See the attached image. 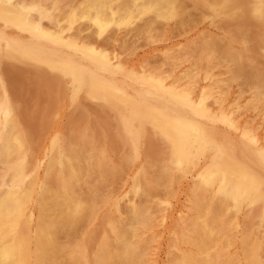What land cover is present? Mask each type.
<instances>
[{"label":"bare ground","instance_id":"bare-ground-1","mask_svg":"<svg viewBox=\"0 0 264 264\" xmlns=\"http://www.w3.org/2000/svg\"><path fill=\"white\" fill-rule=\"evenodd\" d=\"M19 1V0H18ZM17 1V2H18ZM34 1V0H33ZM41 4H50V7L57 8L58 3L61 2L60 0H37ZM64 1V0H63ZM62 1V3H63ZM214 1V0H212ZM224 1V0H223ZM251 1V0H250ZM20 2V1H19ZM29 2V1H28ZM31 2V1H30ZM37 2V3H38ZM69 4L61 8L60 10V17H62L61 21L66 23L65 29L73 30L75 32H79L84 29L85 26L88 24L92 25L93 31L99 35H104L108 31H112L114 28L115 23H119L122 26H129L132 25H139V28L136 30L138 36L147 34L148 32L158 31L160 24L171 23L176 20V18L183 14V9L181 4L177 0H71L68 1ZM217 2V1H216ZM242 2V0H241ZM253 2V1H252ZM21 3V2H20ZM215 3V2H214ZM220 3V2H219ZM15 4V3H13ZM22 4V3H21ZM32 4V3H30ZM64 4V3H63ZM218 4V3H217ZM238 4V3H237ZM255 4V3H253ZM26 5V4H25ZM229 5V4H228ZM227 5V6H228ZM241 5V3H240ZM217 6V5H216ZM234 6V5H232ZM245 6V5H244ZM258 6V5H257ZM62 7V6H61ZM240 7V6H238ZM48 8V7H47ZM191 8V7H190ZM194 10L196 7H193ZM231 7H228V9ZM245 8V7H244ZM257 8V7H256ZM25 10H29L28 8H23ZM49 9V8H48ZM59 9V8H57ZM199 9V8H198ZM196 9V10H198ZM220 9V8H219ZM227 9V10H228ZM253 9V8H252ZM251 9V10H252ZM7 10V9H5ZM203 10V9H202ZM250 10V9H249ZM248 10V11H249ZM250 10V12H251ZM53 11V10H52ZM51 11V12H52ZM55 14L57 13V10L55 9ZM225 11V10H224ZM9 12V11H8ZM11 12V11H10ZM59 12V11H58ZM186 12V11H185ZM197 12V11H195ZM256 12V11H255ZM188 13V11H187ZM240 13V12H239ZM2 14V13H1ZM54 14V13H53ZM191 14V13H190ZM204 14V13H203ZM206 14V13H205ZM204 14V15H205ZM211 14V13H210ZM237 14V13H236ZM189 15V14H187ZM198 15V14H197ZM203 15V16H204ZM217 15V14H215ZM232 15V14H231ZM248 15V14H247ZM49 16V15H48ZM183 16V15H182ZM195 16V15H194ZM201 16V14H200ZM210 16V15H207ZM227 17V14L225 15ZM229 16V15H228ZM249 16V15H248ZM181 17V16H180ZM185 17V16H184ZM199 17V15H198ZM206 17V15H205ZM240 17V16H239ZM238 17V18H239ZM244 17V16H243ZM247 16H245L246 19ZM250 17V16H249ZM191 18V17H190ZM196 18V17H194ZM208 18V17H207ZM237 18V17H236ZM242 16L239 18L241 19ZM252 18V17H251ZM37 19V17H36ZM183 19V17L181 18ZM235 22V18H233ZM0 20L5 22L6 24L11 25L12 28H15L18 32L22 33L23 36L28 35L30 39L33 40L35 45H38L41 50H44L47 46V44H52L56 47H59L60 49L63 47L67 51L79 53L81 54L82 59H84L87 63V65H78L79 63L76 62V60L69 58L66 62L58 64L56 66L51 67V71L59 73V74H66L67 76H70L71 81H73V84L80 85L86 88L87 92L91 96L96 97H105L108 98L113 104H121L124 108L129 109V113L127 116L121 121V127L123 129V132L127 136H136L135 131V124H139L141 126L144 125H150L152 126L158 133L161 135V137L165 140L167 144V148L170 153V158H168V163L162 166H157L158 169L155 168V172H153V179L156 181L159 185L165 186L166 189L164 191V196L167 197V203L165 205L160 204L162 212L165 210L169 205H173L176 207H180L182 209H187L191 215L187 216L186 219L183 218V216L178 217L181 218L179 222V229L175 232L173 237L170 240L172 253L175 256L174 264H235L233 260L228 255V250L234 246V239H232L230 233H231V224L228 216V210L232 206H236L239 204H244L248 201L254 200L255 202L262 201L263 193L258 188L259 183V176L253 175L246 166L244 167L241 164L235 163L231 160L230 156L225 153V149L222 147H218L215 149L216 152H219L221 156H218L216 158L212 159V155H208V152L210 151L211 147L214 148V145L216 146V140L213 139V129H207V127L198 126L192 121H190V118L186 119H180L178 117H175L169 113L171 107L174 108L175 105L177 107L183 105V94L188 93H195L201 86V83L198 81L200 72H199V66L200 61L202 59L210 60L209 62L212 64L211 59L214 52L216 51L214 49L215 42L213 43L212 40L206 39V41L202 44V46L197 50V53H188L185 52L180 56H174L169 57L166 61L169 64L170 69L163 71V74L158 75L159 80L152 83V76L155 77V72L151 73L150 77H146L145 81L143 82L144 86L148 89H152L156 94L161 95V98L164 100L161 105L160 102H152L151 96L147 94V91H143L142 94L138 97L139 99L133 100L127 97L125 93V88L121 84H118L117 82L110 80V77H115L118 74H120L122 71L118 68H110L106 66V62L102 57L97 56V54H93L92 52L85 50L81 48L80 45H78L75 42H69L66 40L64 33L59 32L58 34L51 35L47 33L42 28L34 26L32 23L18 18L11 14H6L2 17H0ZM38 20V19H37ZM56 20V19H55ZM180 20V19H179ZM187 20V19H186ZM194 20V19H193ZM201 20V18H200ZM218 20V19H217ZM244 20V19H243ZM60 21V20H59ZM241 21V20H240ZM2 22V23H3ZM55 22V21H54ZM176 22V21H175ZM174 22V23H175ZM184 22V20H183ZM182 22V23H183ZM189 22V21H188ZM216 22V21H215ZM219 24V21H217ZM216 22V23H217ZM173 23V24H174ZM179 23V22H178ZM185 23V22H184ZM229 23V22H228ZM238 23V22H237ZM242 23V22H241ZM44 24V23H43ZM54 24V23H53ZM186 24V23H185ZM224 24V23H222ZM234 24V23H233ZM243 24V23H242ZM1 25V24H0ZM45 27L47 25L45 21ZM183 25V24H180ZM246 25V24H245ZM2 26V25H1ZM8 26V25H6ZM90 26V25H89ZM188 26V25H187ZM60 27V26H59ZM136 27V26H134ZM133 27V28H134ZM138 27V26H137ZM136 27V28H137ZM199 27V26H198ZM203 27V26H202ZM217 27V25H216ZM233 27V26H232ZM239 27V26H237ZM244 27V26H242ZM263 27V26H262ZM5 28V27H3ZM62 28V27H61ZM126 29V31L129 32V29ZM132 28V27H131ZM135 28V29H136ZM201 28V27H200ZM264 28V27H263ZM58 29V28H57ZM168 29V28H167ZM172 29V27L170 28ZM184 29V28H183ZM218 29V27H217ZM216 29V30H217ZM230 29V28H229ZM55 30V29H54ZM132 30V29H131ZM212 30V29H211ZM220 32V29H218ZM251 30V29H249ZM247 29V33L249 31ZM262 30V29H261ZM2 31V30H1ZM15 31V30H14ZM14 31H11L15 33ZM87 31V29H86ZM117 31V30H116ZM167 31V30H166ZM175 31V29H174ZM190 31V30H188ZM213 31V30H212ZM223 31H225L223 29ZM223 31L221 33H223ZM10 32V35H11ZM74 32V33H75ZM128 32H126L128 34ZM173 33V31H171ZM176 32V31H175ZM208 32V31H207ZM241 32L243 33L242 29ZM55 33V31H54ZM86 33V32H85ZM134 34L135 31H132ZM131 33V34H132ZM155 33V32H154ZM168 33V32H167ZM171 33V34H172ZM181 33V32H180ZM179 33V34H180ZM183 33V32H182ZM187 33V32H186ZM192 33V32H191ZM204 33V32H203ZM200 34V35H203ZM241 33V34H242ZM256 33V32H255ZM9 34V33H8ZM72 34V33H71ZM70 34V35H71ZM78 34V33H77ZM109 34V33H108ZM108 34L104 35L107 36ZM121 34V33H120ZM161 34V33H160ZM166 34V33H164ZM169 34V33H168ZM193 34V33H192ZM211 34V31H210ZM220 34V33H219ZM237 34V33H236ZM246 34V33H243ZM81 35V34H80ZM88 35V34H87ZM117 35V33H116ZM125 35V34H124ZM130 35V34H129ZM150 35V33H149ZM150 35V36H151ZM155 35V34H154ZM158 36V34L156 33ZM181 35V34H180ZM184 35V34H183ZM187 35V34H186ZM214 35V34H213ZM216 35V34H215ZM15 36V35H14ZM13 36V37H14ZM18 36V35H17ZM78 36V35H77ZM162 36V35H161ZM189 36V33H188ZM212 36V35H211ZM233 36V35H232ZM9 37V36H8ZM11 37V38H13ZM67 37V35H66ZM90 37V36H88ZM100 37V36H99ZM108 37V36H107ZM112 37V36H111ZM134 37V36H133ZM148 37V36H147ZM176 37V34H175ZM190 37V36H189ZM205 37V36H204ZM209 37V35H208ZM217 37V36H216ZM219 37V36H218ZM222 37V36H221ZM227 37V36H226ZM239 37V35H238ZM244 37V36H243ZM251 37V36H250ZM7 38V37H6ZM9 37L8 40H11ZM15 38V37H14ZM17 38V37H16ZM75 38V36H74ZM73 38V39H74ZM131 38V37H130ZM144 38V36H143ZM162 39V37H160ZM172 38V36H171ZM179 38V36H178ZM182 38V37H181ZM180 38V41H181ZM184 38V37H183ZM182 38V39H183ZM201 38V37H200ZM203 38V37H202ZM231 38V37H230ZM234 38V37H233ZM84 39V38H83ZM92 39V38H91ZM95 39V37H94ZM116 38H114L115 40ZM137 39V37H136ZM140 39V38H139ZM152 39V38H151ZM154 39V38H153ZM157 39V38H156ZM166 39V38H165ZM187 39V38H186ZM190 39V38H189ZM188 39V40H189ZM215 39V37H214ZM229 39V38H227ZM237 39V38H236ZM244 39V38H243ZM16 40V39H15ZM23 40V39H22ZM87 40V39H86ZM110 40V39H108ZM130 40V39H129ZM145 40V39H144ZM150 40V39H149ZM164 41V39H162ZM173 40V39H172ZM192 40V38L190 39ZM199 40V38H198ZM224 40V39H223ZM240 40V39H239ZM247 40V39H246ZM245 40V41H246ZM21 41V40H20ZM118 41V40H117ZM125 41V40H124ZM128 41V40H127ZM154 41V40H153ZM161 41V40H160ZM176 41V40H175ZM201 41V40H200ZM221 41V40H220ZM243 41V40H242ZM244 41V42H245ZM22 42V41H21ZM92 42V40H91ZM102 42H104L102 40ZM114 42V41H113ZM122 42V41H121ZM126 42V41H125ZM155 42V41H154ZM168 43V41H166ZM173 42V41H172ZM225 42V41H224ZM222 42V43H224ZM231 42V41H230ZM240 42V41H239ZM237 41V43H239ZM249 42V41H248ZM251 42V40H250ZM97 43V42H96ZM94 42V44H96ZM99 43V42H98ZM115 43V42H114ZM120 44L119 42H117ZM140 43V42H139ZM149 43V42H148ZM151 43V42H150ZM176 43V42H174ZM179 43V41L177 42ZM88 44V42H87ZM107 44V43H106ZM144 44V43H143ZM226 44V43H225ZM224 44V45H225ZM232 44V43H230ZM243 44V42H242ZM1 45V44H0ZM91 45V44H90ZM99 45V44H98ZM110 45V43H109ZM128 45V44H126ZM125 45V47H126ZM142 45V42H141ZM145 45V44H144ZM163 45V44H162ZM185 45V44H184ZM192 45V44H191ZM194 45V44H193ZM218 45V44H217ZM246 45V44H245ZM123 44L121 45V47ZM133 46V45H132ZM131 46V49H132ZM138 46V45H137ZM167 46V45H166ZM164 46V47H166ZM175 46V45H174ZM187 46V45H186ZM228 46V45H227ZM231 46V45H230ZM239 46V45H238ZM241 46V45H240ZM244 46V44H243ZM252 46V45H251ZM37 47V46H36ZM54 47V48H56ZM108 48L110 46H107ZM120 47V45H119ZM124 47V46H123ZM147 47V46H146ZM163 47V46H162ZM176 47V46H175ZM180 47V46H179ZM199 47V46H198ZM234 47V46H233ZM236 47V46H235ZM246 47V46H245ZM250 47V46H249ZM10 48V47H9ZM52 48V47H51ZM96 49V46L93 47ZM117 47H115L116 49ZM134 48L135 45H134ZM242 48V47H241ZM3 49V48H2ZM124 49V48H123ZM138 49V48H137ZM136 49V50H137ZM142 49H144L142 47ZM159 49V48H158ZM178 49V47H177ZM187 49V48H186ZM192 49V47L190 48ZM219 49V48H218ZM112 50V49H111ZM117 50V49H116ZM122 50V49H121ZM135 50V51H136ZM154 50V49H153ZM168 50V49H167ZM170 50V48H169ZM227 50V48L225 49ZM233 50V49H232ZM235 50V49H234ZM243 50V48H242ZM5 51V50H4ZM33 51V50H32ZM65 51V50H63ZM62 51V52H63ZM120 51V50H119ZM134 54V49L132 50ZM144 50H142L143 52ZM146 54L147 50L145 49ZM148 51H150L148 49ZM156 51V49H155ZM173 51V50H172ZM182 51V50H181ZM191 51V50H190ZM220 51V50H219ZM256 53V49H254ZM2 52V51H1ZM16 52V51H15ZM20 52V51H19ZM37 52V50H36ZM40 53V51H38ZM56 52V51H54ZM137 52V51H136ZM159 52V50H157ZM169 52V51H168ZM218 52V51H217ZM225 52V51H224ZM248 52V49H247ZM252 52V51H251ZM34 53V52H33ZM59 51L57 50V54ZM69 53V52H67ZM109 53V52H108ZM111 53H113L111 51ZM121 53V51H120ZM171 53V52H170ZM174 53V52H173ZM176 53V52H175ZM230 53V52H229ZM234 53V52H233ZM249 53V52H248ZM1 54V53H0ZM27 54V53H26ZM51 54V53H50ZM60 54V53H59ZM71 54V53H70ZM100 54V53H99ZM102 54V53H101ZM126 54V53H125ZM144 53H142L143 55ZM149 54V53H148ZM166 54V53H165ZM168 54V53H167ZM227 54V52H226ZM251 54V53H250ZM254 54V53H253ZM2 55V54H1ZM42 55V54H41ZM63 55V53H62ZM72 55V54H71ZM152 55V54H151ZM157 55V53H156ZM201 55H204L203 57ZM223 55V53L221 54ZM232 55V54H231ZM234 55V54H233ZM23 56V55H22ZM25 56V55H24ZM28 56V54L26 55ZM34 56V54L32 55ZM112 56V55H111ZM120 56V55H119ZM123 56V55H122ZM129 56V55H128ZM138 56V55H137ZM139 56H141L139 54ZM155 56V55H154ZM220 56V55H219ZM218 56V58H219ZM227 56V55H226ZM235 56V55H234ZM31 57V55H30ZM29 57V58H30ZM39 57V56H38ZM42 59V56H40ZM70 57V55H69ZM114 57V56H113ZM132 57V56H131ZM151 57V56H150ZM157 57V56H156ZM167 57V56H166ZM224 57V56H223ZM228 57V56H227ZM3 58V57H2ZM10 58V57H9ZM14 58V57H13ZM32 58V57H31ZM56 58V57H55ZM58 58V57H57ZM81 57L78 59L80 60ZM117 58V57H116ZM144 58V55L143 57ZM146 58V56H145ZM149 58V57H148ZM161 58V57H160ZM159 58V60H160ZM215 58V57H214ZM222 58V56H221ZM226 57H224L225 59ZM236 58V57H235ZM239 58V57H238ZM261 58V57H260ZM1 59V57H0ZM5 59V58H3ZM77 59V58H76ZM115 59V57H114ZM124 59V58H123ZM128 59V58H127ZM137 60V58H135ZM139 61L141 62V58L138 57ZM150 59V58H149ZM152 59V58H151ZM220 59V58H219ZM228 61V58H226ZM232 59V58H231ZM251 59V58H250ZM7 60V59H6ZM17 60V59H16ZM35 59H32V61ZM110 60V59H109ZM122 60V59H121ZM131 60V59H130ZM141 60V61H140ZM249 60V59H248ZM253 60V59H252ZM4 61V60H3ZM13 61V60H12ZM18 61V60H17ZM20 61V60H19ZM154 60L152 59V62ZM156 61V59H155ZM162 61V60H161ZM165 61V62H166ZM205 61V60H204ZM242 61V60H241ZM251 61V60H250ZM1 62V61H0ZM16 62V61H15ZM27 62V61H26ZM34 62V61H33ZM82 62V61H81ZM84 62V61H83ZM82 62V63H83ZM111 62V61H110ZM123 62V61H122ZM128 62V61H127ZM132 62V61H131ZM143 62V61H142ZM216 62V61H215ZM254 62V61H253ZM256 62V59H255ZM261 62V61H260ZM14 63V62H13ZM17 63V62H16ZM21 63V62H20ZM29 63V62H27ZM108 63V61H107ZM149 63V62H148ZM151 63V62H150ZM163 63V62H161ZM207 63V62H206ZM205 63V65H206ZM214 63V60H213ZM218 63V62H217ZM224 63V62H223ZM230 69L226 72L228 74V78L226 79H219L215 83H211L207 89L200 90L199 93H196V103L191 108V112L188 111L184 106V109L190 112L193 118H202L206 121L207 124H211L212 126H217L221 124L225 127H231V120L232 117V110L231 106L234 105V102L237 100L232 99V101H229L227 99L228 90L230 88V85L232 82L239 81L242 77L248 78L245 73L237 66L236 63H234L232 60L230 61ZM240 63V62H239ZM257 63V62H256ZM7 64V63H5ZM15 64V63H14ZM25 63H22L23 65ZM31 64V63H30ZM40 64V62L38 63ZM118 64V63H117ZM125 64V63H123ZM122 64V65H123ZM188 64V65H187ZM202 64V63H201ZM226 64V63H225ZM244 64V63H243ZM247 64V63H246ZM252 64V61H251ZM250 64V65H251ZM9 65V63L7 64ZM51 65V64H49ZM55 65V64H54ZM88 65H93L97 70L90 71L88 68ZM126 65V64H125ZM129 66L133 64H128ZM140 65V64H139ZM153 65V64H152ZM249 65V64H248ZM247 65V66H248ZM16 65H14L15 67ZM27 66V65H26ZM37 66V65H34ZM80 66V67H79ZM114 66V65H113ZM116 66V65H115ZM168 66V65H167ZM214 66V65H213ZM216 66V65H215ZM225 66V65H224ZM227 66V65H226ZM244 66V65H243ZM258 66V65H257ZM256 66V67H257ZM4 67V66H3ZM29 68V66H27ZM141 66H139L140 68ZM144 67V66H142ZM151 67V65H150ZM160 67V66H159ZM206 67V66H205ZM222 67V66H221ZM12 68V67H11ZM17 68V66H16ZM23 68V67H22ZM48 68V67H47ZM128 68V67H127ZM132 68V69H131ZM137 68V66H136ZM135 68V70H137ZM138 68V69H139ZM156 68V67H155ZM210 68V66H209ZM227 68V67H226ZM225 68V71H226ZM254 68V67H253ZM252 68V69H253ZM4 69V68H3ZM25 69V68H24ZM37 69V68H36ZM41 69V68H39ZM132 71L133 67H130ZM150 69V68H149ZM204 69V68H203ZM202 69V70H203ZM214 69V68H213ZM224 69V68H223ZM244 69V67H243ZM246 69V67H245ZM255 69V68H254ZM2 70V69H1ZM11 70V69H9ZM129 70V69H128ZM146 70V69H145ZM163 70V69H162ZM206 70V69H205ZM220 70V68H219ZM218 70V71H219ZM248 70V68L246 69ZM250 70V68H249ZM39 71V70H38ZM154 71V70H153ZM174 74L173 78L171 80H167L170 77L169 74ZM216 71V70H215ZM217 71V72H218ZM253 71V70H252ZM260 71V70H259ZM17 72V71H16ZM33 72V71H32ZM126 72V71H125ZM124 72V75H125ZM139 72V71H138ZM210 72V70H209ZM216 72V74H217ZM249 72V71H248ZM254 72V71H253ZM128 73V72H127ZM156 73H158L156 71ZM207 73V72H206ZM225 73V72H224ZM223 73V74H224ZM108 74V76H107ZM130 74V73H128ZM127 74V75H128ZM214 74V75H216ZM219 74V72H218ZM225 74V75H226ZM4 75V74H3ZM49 75V74H48ZM110 75V77H109ZM123 75V74H121ZM122 76L125 78V76ZM126 75V77H127ZM149 75V74H148ZM204 75V74H203ZM213 75V74H212ZM230 75V77H229ZM252 73L250 74V76ZM261 75V74H260ZM2 76V74L0 75ZM45 76V75H44ZM224 76V75H223ZM30 77V76H29ZM40 77V76H39ZM42 77V76H41ZM49 77V76H48ZM51 77V76H50ZM130 77L131 74H130ZM204 77V76H203ZM2 78V77H1ZM5 78V77H4ZM7 78V77H6ZM19 78V77H18ZM64 78V75H63ZM122 78V80H124ZM157 78V76H156ZM155 78V79H156ZM157 78V79H158ZM207 78V77H206ZM217 78V77H216ZM220 78V77H219ZM223 78V77H222ZM260 78V77H259ZM259 78H249L246 79L251 86V98L248 99V104L250 100V106L256 110V116L260 117L259 120L262 121L264 124V82ZM11 79V78H10ZM65 79V78H64ZM120 79V78H119ZM243 79V81H245ZM263 79V78H262ZM56 80V79H55ZM59 80V79H58ZM62 80V79H61ZM66 80V79H65ZM120 79V81H122ZM126 80V78H125ZM166 80L168 82H166ZM14 81V80H12ZM19 81V80H18ZM46 81V79H45ZM60 81V80H59ZM207 81V80H206ZM209 81V79H208ZM3 82V81H2ZM6 82V81H5ZM126 83V81H124ZM246 82V81H245ZM25 83V82H24ZM23 83V84H24ZM142 83V82H141ZM206 83V82H204ZM203 83V84H204ZM237 83V82H236ZM240 83V82H238ZM237 83V86H238ZM244 83V82H242ZM1 84V83H0ZM10 84V81L9 83ZM70 84V83H68ZM127 84V83H126ZM133 84V83H132ZM155 86H154V85ZM208 84V83H207ZM233 84V83H232ZM6 85V84H5ZM17 85V83H16ZM64 85V83H63ZM150 85H153L151 87ZM9 86V85H8ZM70 86H72L70 84ZM143 86V87H144ZM207 86V85H206ZM243 86V84H242ZM241 86V87H242ZM141 86H138V91H141L142 89H139ZM144 87V88H145ZM236 89V86H234ZM233 87V88H234ZM245 88V86H243ZM7 87H5L6 89ZM10 88V86H9ZM45 88V87H44ZM62 88V87H61ZM65 88V86H64ZM67 88V86H66ZM127 88V87H126ZM142 88V87H141ZM143 88V89H144ZM238 90L240 87H237ZM4 89V88H3ZM8 89V88H7ZM40 89V88H39ZM52 89V88H49ZM84 89V88H82ZM81 89V91H82ZM21 90V89H20ZM53 90V89H52ZM130 90V89H129ZM250 91V89H248ZM7 91V90H6ZM131 91V90H130ZM232 91V89H231ZM234 91V90H233ZM240 91V90H239ZM242 91V89H241ZM51 92V91H50ZM49 92V93H50ZM62 92V91H61ZM68 92V91H67ZM132 92V91H131ZM130 92V93H131ZM152 92V91H150ZM11 93V91H10ZM54 93V92H53ZM66 93V92H65ZM69 93V92H68ZM82 93V92H80ZM235 93V92H234ZM233 93V94H234ZM249 93V92H248ZM7 94V93H5ZM70 94V93H69ZM232 92L230 93V95ZM42 95V94H41ZM40 95V96H41ZM238 95V94H237ZM249 95V94H247ZM30 96V95H29ZM44 96V95H43ZM62 96V95H61ZM129 96V95H128ZM131 96H133V93H131ZM195 96V95H194ZM229 96V95H228ZM233 96V95H232ZM239 96V95H238ZM27 97V96H26ZM56 97V96H55ZM137 97V96H136ZM2 98V97H1ZM7 97H5L6 99ZM14 98V97H13ZM78 98V97H77ZM15 99V98H14ZM52 99V97H51ZM82 99V98H81ZM85 99V98H84ZM240 99V98H239ZM238 99V101H239ZM8 100V99H7ZM10 100V99H9ZM29 100V99H28ZM53 100V99H52ZM169 100H172L175 104L170 109L167 108V105L169 103ZM61 101V100H60ZM72 102V100H70ZM209 101H212L214 104H216L217 107H219L220 115H215L211 112L209 108ZM241 101V100H240ZM244 101V100H243ZM38 103V101H36ZM211 102V104H212ZM246 102V98L245 101ZM33 103V102H32ZM77 103V102H76ZM237 103V101H236ZM5 104V103H4ZM78 104V103H77ZM239 104V103H238ZM246 104V103H245ZM8 105V103H7ZM11 105V103H10ZM32 105V104H31ZM159 105V106H157ZM168 105V106H169ZM247 105V104H246ZM12 106V105H11ZM22 106V105H21ZM86 106V105H85ZM93 106V105H92ZM213 106V104H212ZM211 106V107H212ZM215 106V107H216ZM243 106V105H242ZM31 107V106H30ZM52 107V106H51ZM68 107V106H67ZM66 107V108H67ZM91 107V106H90ZM114 107V106H113ZM176 107V108H177ZM248 107V106H247ZM1 108V107H0ZM4 108V107H3ZM39 108V107H38ZM73 108V107H71ZM100 108V107H99ZM181 108V107H180ZM213 108V107H212ZM16 109V108H15ZM14 109V111H16ZM22 109V108H21ZM27 109V108H26ZM53 109V108H52ZM123 109V108H122ZM189 109V108H188ZM215 109V108H213ZM212 109V110H213ZM2 110V109H1ZM5 110V109H4ZM8 110V109H7ZM54 110V109H53ZM52 110V111H53ZM57 110V109H56ZM92 110V109H91ZM99 110V109H98ZM104 110V109H103ZM179 113L180 110L177 111ZM243 110V107L242 109ZM247 110V108H246ZM253 110V109H251ZM250 110V111H251ZM253 110V111H254ZM20 111V110H19ZM109 111V110H108ZM115 111V110H114ZM122 111V110H121ZM239 111V107L235 108V112ZM244 111V110H243ZM252 111V112H253ZM13 112V111H12ZM29 112V111H28ZM64 112V110H63ZM67 112V111H66ZM103 112V111H102ZM107 112V111H105ZM110 112V111H109ZM183 112V111H182ZM185 112V111H184ZM233 111V113H235ZM242 112V111H241ZM1 112L0 114H2ZM5 113V111H4ZM7 113V112H6ZM5 113V114H6ZM21 113V111H20ZM57 111L55 112V114ZM76 113V112H75ZM187 113V112H185ZM187 113V114H188ZM239 113V112H238ZM237 113V114H238ZM249 113V112H248ZM15 114V113H13ZM47 114V113H46ZM45 114V116H46ZM54 114V113H53ZM67 114V113H66ZM180 114V113H179ZM236 114V113H235ZM234 114V115H235ZM240 114V113H239ZM238 114V115H239ZM18 115V114H17ZM92 115V114H91ZM111 115V113H110ZM182 115V114H181ZM251 115V113H250ZM9 116V115H8ZM7 116V117H8ZM53 116V115H52ZM100 116V115H99ZM185 116V114L183 115ZM187 116V115H186ZM255 116V115H254ZM253 116V120H254ZM6 117V119H7ZM22 117V114H21ZM24 117V116H23ZM44 117V116H43ZM56 117V116H55ZM66 117V116H65ZM98 117V116H97ZM113 117V116H112ZM245 117L242 114L239 115V118L242 119ZM5 118V117H4ZM17 118V117H15ZM37 118V117H36ZM64 118V117H63ZM110 118V117H109ZM184 118V117H183ZM252 118V116L250 117ZM256 118V117H255ZM3 116H0V169H1V175H0V264H80L78 263H72L67 254H70L69 249L64 247V250H62V241L61 238L69 237L71 235V231L75 228H87L86 226H89L93 224L98 218L99 213H101V208L103 202L106 200H109V195H105V197H99V199L96 196V191H88L86 192L84 188L88 185L86 179L89 181V178H92L94 174L98 176V179H103L106 181V179H110L108 168H106V163H102L101 161H98L96 157L90 155L88 152L89 148L88 146H85L83 143L81 145L84 147H77L72 149V163L66 166V171L68 172V176L66 177H59L60 179L58 181L59 186V192L52 198L51 201L43 203L42 205V213L44 215L43 217V224H42V232L39 233V238L36 240H32L27 232L25 227L27 228V223L30 222L27 218L28 216L33 217V212L31 211L30 204V194L31 193H25L24 191L21 192L19 190V186L21 185L22 179H24V175L26 173V162L22 159L24 147H22L21 143L15 139L14 137V126L13 124L9 123L7 120H2ZM22 119V118H21ZM23 119H26L24 117ZM44 119V118H43ZM49 119V118H48ZM51 119V118H50ZM87 119V118H86ZM102 119V118H101ZM113 119V118H111ZM237 119L234 117V120ZM258 119V118H257ZM17 120V119H16ZM56 120V119H55ZM89 120V119H87ZM238 120V119H237ZM252 119H249V116L243 120L242 124L250 123ZM15 121V120H14ZM26 121V120H25ZM28 121V120H27ZM34 121V120H33ZM42 121V120H41ZM47 121V119H46ZM70 121V120H69ZM111 121V120H108ZM255 121V120H254ZM13 122V121H12ZM21 122V121H19ZM24 122V120H23ZM67 122V121H66ZM64 121V123H66ZM82 122V121H81ZM80 122V123H81ZM89 122V121H88ZM198 122V121H197ZM246 122V123H245ZM16 123V121H15ZM55 123V122H54ZM75 123V122H74ZM112 123V122H111ZM109 122V124L111 125ZM255 123V122H254ZM18 124V123H17ZM37 124V123H36ZM202 124V122H201ZM205 124V123H203ZM239 124V122H238ZM253 124V123H252ZM257 122L254 124L256 126ZM16 125V124H15ZM38 125V124H37ZM92 126L94 124H91ZM209 125V126H211ZM220 125V127H221ZM237 126V124H235ZM251 125V124H250ZM253 125V126H254ZM258 125V124H257ZM261 128L264 129V125H261L259 123ZM18 126V125H17ZM81 126V125H80ZM98 126V125H96ZM118 126V125H117ZM211 126V128H212ZM242 125H240L241 127ZM248 126V125H247ZM254 126V127H255ZM25 127H27L25 125ZM24 127V128H25ZM89 127V126H88ZM99 127V126H98ZM224 127V128H225ZM239 129H242L240 128ZM251 127V126H250ZM20 128V127H19ZM67 128V126H66ZM86 128V127H85ZM100 128V127H99ZM210 128V127H209ZM235 128V127H234ZM256 128V127H255ZM260 128V127H259ZM30 129V128H29ZM44 128H42L41 132ZM55 129V128H54ZM82 129V128H79ZM116 129V127H115ZM253 129V128H251ZM249 129V130H251ZM262 129V130H263ZM19 130V129H18ZM25 130V129H24ZM47 130V129H46ZM90 130V129H89ZM100 130V129H99ZM243 130V129H242ZM255 131V129H253ZM260 130V129H259ZM22 131V130H21ZM65 131V130H64ZM67 131V129H66ZM75 131V130H73ZM95 131H97L95 129ZM114 131V130H113ZM112 131V132H113ZM149 131V130H148ZM228 131V128H227ZM231 131V130H230ZM59 132V131H58ZM72 132L69 131V133ZM89 132V131H88ZM98 132V131H97ZM100 132V131H99ZM141 132V130H140ZM146 132V131H144ZM229 132V131H228ZM259 132V131H258ZM16 133V132H15ZM26 133V132H24ZM33 133V131L31 132ZM57 133V132H56ZM77 132L75 131V134ZM102 133V129H101ZM105 133V132H104ZM108 133V132H107ZM110 133V131H109ZM230 133V132H229ZM20 134V133H19ZM29 134V133H28ZM73 134V132H72ZM94 134V133H93ZM111 134V133H110ZM140 134V133H139ZM143 134V133H141ZM219 134V133H218ZM217 134V136H218ZM234 134V133H233ZM259 136L257 133L256 135L259 136L257 145L259 146V150L257 153H255L253 157V161L257 164V167L261 170L260 173L264 175V132L260 133ZM32 135V134H31ZM34 135V134H33ZM61 135V134H60ZM85 135V134H84ZM87 135V134H86ZM107 135V134H105ZM116 135V134H114ZM146 135V134H145ZM35 136V135H34ZM65 136V134L63 135ZM76 136V135H75ZM96 136V135H94ZM100 136V135H99ZM141 136V135H140ZM148 136V135H147ZM220 136V134H219ZM234 136V135H233ZM25 137V136H24ZM23 137V138H24ZM32 137V136H31ZM30 137V138H31ZM57 137V136H56ZM74 137V136H73ZM81 137V136H80ZM142 138L144 136H141ZM149 137V136H148ZM225 138V136H223ZM237 137V136H236ZM34 138V137H33ZM63 138V137H62ZM104 138V137H103ZM110 139V137L108 136ZM107 138V139H108ZM119 138V137H118ZM132 138V137H131ZM145 138V137H144ZM159 138V137H158ZM231 138V137H230ZM28 137L26 138V140ZM39 139V138H38ZM41 139V137H40ZM39 139V140H40ZM49 139V138H48ZM65 139V138H64ZM63 139V140H64ZM67 139V138H66ZM65 139V140H66ZM71 139V137H70ZM69 139V140H70ZM87 139V138H85ZM95 139V138H94ZM98 139V138H97ZM101 139V138H100ZM106 139V138H105ZM106 139V140H107ZM108 139V140H109ZM112 139V138H111ZM115 139V138H114ZM113 139V140H114ZM135 139V138H134ZM133 139V140H134ZM218 139V138H217ZM226 139V138H225ZM224 139V140H225ZM29 140V139H28ZM62 140V139H61ZM77 140V139H76ZM89 140V139H87ZM86 140V142H87ZM91 140V139H90ZM116 140V139H115ZM132 140V141H133ZM136 140V139H135ZM143 140V139H142ZM152 140V138H151ZM223 140V139H222ZM223 140V141H224ZM228 140V139H226ZM225 140V143H226ZM52 142L51 140H49ZM73 140H70V143ZM93 141V140H92ZM103 141V140H101ZM112 141V140H111ZM144 141V140H143ZM147 141V140H146ZM220 141V139H219ZM230 141V140H229ZM31 142V140L29 141ZM34 142V141H33ZM46 142V141H45ZM58 142V141H56ZM55 142V143H56ZM67 142V141H66ZM69 142V141H68ZM99 142V141H98ZM105 142V140H104ZM117 142V141H116ZM122 142V141H121ZM161 142V141H160ZM231 142V141H230ZM237 140L234 142L236 143ZM85 143V142H84ZM96 143V140H95ZM107 142L104 144L106 145ZM115 143V141H114ZM137 143H139L137 141ZM155 143V142H154ZM220 143V142H219ZM223 143V142H222ZM42 144V143H41ZM44 144V143H43ZM46 144V143H45ZM65 144V143H64ZM74 144H76L74 142ZM80 144V142H79ZM86 144V143H85ZM92 144V143H91ZM101 144H103L101 142ZM100 144V146H101ZM136 144V141L134 142ZM133 144V145H134ZM153 144V143H152ZM162 144V143H161ZM238 144H240L238 142ZM27 145V144H26ZM51 145V144H49ZM49 145L47 147H49ZM66 145V144H65ZM89 145V144H88ZM94 145V143L92 144ZM218 145V144H217ZM225 145V144H224ZM235 145V144H234ZM62 146V145H61ZM76 146V145H75ZM78 146V145H77ZM107 146V145H106ZM113 146V145H112ZM111 146V147H112ZM123 146V145H122ZM139 146V145H138ZM144 146V145H143ZM237 146V145H236ZM53 147V146H52ZM96 147V146H94ZM98 147V146H97ZM96 147V148H97ZM102 147V146H101ZM114 147V146H113ZM118 147V146H117ZM142 147V146H141ZM152 147V146H151ZM28 148V145H27ZM50 148V147H49ZM59 148V147H58ZM93 148V146H92ZM103 148V147H102ZM138 148V147H137ZM155 148V146H154ZM164 148V147H163ZM162 148V149H163ZM239 148V145H238ZM241 148V146H240ZM33 149V148H31ZM39 149V147H38ZM42 149V147H41ZM47 149V148H46ZM69 149V147H68ZM100 149V148H99ZM125 149V148H123ZM122 149V151H124ZM156 149V148H155ZM49 150V149H48ZM51 150V149H50ZM49 150V154L50 153ZM96 150V149H95ZM108 150V149H107ZM110 150V149H109ZM119 150V149H118ZM129 150V149H128ZM137 150V149H136ZM141 150V149H140ZM143 150V149H142ZM165 150V149H164ZM214 150V149H212ZM243 150V149H242ZM54 151V150H52ZM90 151V150H89ZM92 151V150H91ZM100 151V150H99ZM111 151V150H110ZM144 151V150H143ZM142 151V152H143ZM153 151V150H152ZM238 151V150H235ZM234 151V153H235ZM250 151V148H249ZM30 153V150L28 151ZM42 152V151H41ZM60 152V151H59ZM119 152V151H118ZM129 152V151H128ZM138 152V151H137ZM160 152V151H159ZM211 152V151H210ZM209 152V153H210ZM245 152V151H244ZM33 153V151H32ZM100 153V152H99ZM116 153V152H115ZM38 154V153H37ZM41 154V153H39ZM71 154V153H70ZM101 154V153H100ZM103 154V152H102ZM108 154H110L108 152ZM113 154V153H112ZM111 154V155H112ZM133 154V153H132ZM139 154V153H138ZM152 154V153H151ZM159 154V153H158ZM211 154V153H210ZM252 154V153H251ZM29 155V154H28ZM35 155V154H34ZM33 155V156H34ZM109 155V156H111ZM123 155V154H122ZM147 156L149 155L146 154ZM156 155V154H155ZM205 155L206 159L203 161L202 164L198 163L199 157ZM208 155V156H207ZM234 155V154H233ZM235 155H237L235 153ZM26 156V155H24ZM31 156V155H30ZM29 156V157H30ZM44 155L40 161L39 166L44 162L45 159ZM50 156V155H49ZM59 156V154L57 155ZM67 156V155H66ZM70 156V155H69ZM98 156V155H96ZM114 156V155H113ZM111 156V158L113 157ZM143 156V155H142ZM163 156V155H162ZM242 156V155H241ZM248 156V154H247ZM28 157V156H27ZM32 157V156H31ZM35 157V156H34ZM40 157V156H39ZM51 157V156H50ZM49 157V158H50ZM60 157V156H59ZM123 157V156H122ZM130 157V156H129ZM132 157V156H131ZM156 157V156H155ZM211 157V158H210ZM235 157V156H234ZM250 157V156H249ZM68 158V157H67ZM110 158V157H109ZM108 158V159H109ZM110 158V160H112ZM114 158V157H113ZM133 158V157H132ZM145 158V157H144ZM154 158V157H152ZM167 158V157H165ZM242 158V157H241ZM238 156V160L241 159ZM53 159V158H52ZM51 159V160H52ZM69 159V158H68ZM121 160V156L119 158ZM140 159V158H139ZM158 159V158H157ZM156 159V160H157ZM161 159V158H160ZM158 159V160H160ZM163 159V158H162ZM161 159V160H162ZM203 159V158H202ZM211 159V160H209ZM234 159V158H233ZM251 159V158H250ZM30 160V158H29ZM49 160V159H48ZM46 160L47 162H49ZM50 160V161H51ZM103 160V159H102ZM124 160V159H123ZM155 160V161H156ZM160 160V161H161ZM33 161V160H32ZM36 161V160H35ZM116 161V159H115ZM113 161V162H115ZM152 161V160H149ZM154 161V162H155ZM244 161V160H243ZM247 161V160H246ZM124 162V161H123ZM134 162V161H133ZM138 162V161H136ZM200 162V161H199ZM248 162V161H247ZM29 164L31 162H28ZM117 163V162H116ZM122 163V160H121ZM148 163V162H147ZM159 163V162H158ZM241 163V161H240ZM36 164V163H35ZM33 164V166L35 165ZM138 164V163H137ZM154 164V163H152ZM150 163V165H152ZM243 164V163H242ZM254 165V163H252ZM255 164V166H256ZM48 165V164H47ZM111 165V164H110ZM117 165V164H115ZM120 165V163H119ZM135 165V164H133ZM31 166V165H30ZM38 166V165H37ZM45 166V165H44ZM114 166V165H112ZM123 166V163L122 165ZM127 166V164H126ZM136 166V165H135ZM134 166V167H135ZM141 166V165H140ZM143 166V164H142ZM251 166V165H250ZM111 166H109L110 168ZM147 167V165H146ZM253 167V166H252ZM29 168V167H28ZM57 169L59 167H56ZM120 168V167H119ZM118 168V169H119ZM123 167H121L122 169ZM148 168V167H147ZM150 168V167H149ZM38 170V168H36ZM60 169V168H59ZM114 169H116L114 167ZM117 169V170H118ZM134 169V168H133ZM131 169V170H133ZM141 169V168H140ZM143 169V168H142ZM151 169V168H150ZM255 170V168L253 167ZM33 170V169H32ZM45 170V169H44ZM113 170V169H112ZM116 170V172H117ZM135 170V169H134ZM252 170V169H251ZM28 171V170H27ZM39 171V170H38ZM111 171V170H110ZM120 171V170H119ZM140 171V170H138ZM154 171V170H153ZM35 172V169L34 171ZM61 172V171H60ZM112 172V171H111ZM114 172V171H113ZM122 172V170H121ZM127 171H125L126 173ZM133 172V171H132ZM257 172V170L255 171ZM30 173V172H29ZM149 173V172H148ZM147 173V174H148ZM259 173V172H257ZM259 173V175H260ZM32 174V173H31ZM111 174V173H110ZM122 174H124L122 172ZM131 174V173H130ZM135 174V173H134ZM137 174V173H136ZM146 174V175H147ZM152 175V173H150ZM190 175L192 180L191 182H180L182 179H187V175ZM28 174L27 176H29ZM45 175V174H43ZM42 175V177H43ZM51 175V174H50ZM118 175V174H117ZM150 175V176H151ZM38 176V175H37ZM47 176V175H46ZM45 176V179H46ZM59 176V175H58ZM92 176V177H91ZM136 176V175H135ZM149 176V177H150ZM32 177V176H30ZM48 177V176H47ZM112 177V176H111ZM115 177V176H114ZM127 177V176H126ZM139 177V176H138ZM225 177L229 179L230 183H225ZM97 178V177H96ZM129 178V177H128ZM133 178V177H131ZM152 178V177H150ZM264 178V177H263ZM2 179V181H1ZM29 179V178H28ZM38 179V178H37ZM40 179V177H39ZM50 179V178H49ZM62 179H68L67 181ZM118 179V178H117ZM142 179V178H141ZM140 179V181H141ZM181 179V180H180ZM27 180V178H26ZM32 180V179H31ZM36 180V179H35ZM101 181L102 183L104 181ZM148 180V179H147ZM48 181V180H47ZM57 181V180H56ZM114 181V180H113ZM126 181V179H125ZM152 181V180H148ZM34 182V181H32ZM36 182V181H35ZM44 182V180H43ZM55 182V181H54ZM52 182V183H54ZM96 182V181H95ZM119 182V181H118ZM128 182V181H127ZM142 182V181H141ZM46 183V182H45ZM44 183V184H45ZM91 183V182H90ZM98 183V182H97ZM216 183H219L221 185V188L218 191L213 192L212 187ZM24 182L22 183V185ZM26 184V183H25ZM30 184V183H29ZM34 184V183H33ZM40 184V182H39ZM93 184V183H92ZM91 184V185H92ZM110 184V181H109ZM112 184V183H111ZM132 184V183H131ZM130 184V185H131ZM156 184V185H158ZM233 185L232 190V196H227L225 194L226 187L229 188V185ZM51 185V183H50ZM49 185V186H50ZM53 185V184H52ZM90 185V184H89ZM104 185V184H103ZM99 188V190H103L102 187ZM124 185V184H123ZM121 185V186H123ZM154 185V184H153ZM155 185V186H156ZM24 186V185H23ZM48 186V187H49ZM116 186V185H115ZM144 186V185H143ZM152 186V184H151ZM35 187V188H34ZM33 188L36 189V186ZM43 188V185L41 186ZM90 187V186H88ZM96 187V185L94 186ZM107 187V186H106ZM124 187V186H123ZM177 187V188H176ZM30 188V187H29ZM50 188V187H49ZM93 188V187H92ZM104 188V187H103ZM130 189V187H127ZM143 188V187H142ZM39 189V188H38ZM37 189V191H38ZM51 190L53 188H50ZM89 189V188H88ZM87 189V190H88ZM109 189V188H108ZM119 189V188H118ZM162 189V188H161ZM25 190V189H24ZM28 190V188H27ZM56 190V189H55ZM124 190V189H123ZM215 190V189H214ZM34 191V190H33ZM45 191V190H44ZM127 191V190H126ZM144 191V190H143ZM157 191V190H156ZM30 192V191H29ZM51 192V191H50ZM119 190L117 191V193ZM141 192V191H140ZM149 192V191H148ZM152 192V190H151ZM37 193V192H36ZM56 193V192H54ZM99 193V192H98ZM116 193V191H115ZM121 193V191H120ZM163 193V192H162ZM140 194V193H139ZM137 192L133 195V198H138L139 195ZM143 196L148 201L147 198H149V195H146L143 193ZM34 195V193H33ZM115 195V194H114ZM113 195V196H114ZM122 195V194H121ZM61 196V197H59ZM132 196V195H131ZM36 197V196H35ZM38 197V196H37ZM36 197V198H37ZM49 197V196H48ZM117 197V195H116ZM130 197V196H129ZM164 197V198H165ZM108 198V199H107ZM155 198V197H154ZM33 199V198H32ZM139 199V198H138ZM137 199V200H138ZM162 199V198H160ZM48 200V199H47ZM142 200V199H141ZM164 200V199H163ZM112 201V200H111ZM115 201V200H114ZM133 201V199H132ZM134 202L127 203L128 204V211L126 214L120 213L118 211L117 213V219L109 224V228L107 231V234L104 237V240L101 244H99V249L97 252L94 260V264H154L156 261L154 259L155 253L151 252L153 250V238L150 236L151 230L155 228L157 223V218L155 214L158 215V213H154L155 210L152 211V204L149 203L151 206L147 204V201L145 204H136ZM38 202V201H37ZM110 201H108L109 203ZM123 202V201H122ZM152 202V201H151ZM34 203L36 204L35 200ZM111 203V202H110ZM115 203V202H114ZM122 204V203H121ZM157 205V203L155 202ZM102 205V206H101ZM261 205V204H260ZM109 206V205H108ZM112 206V205H111ZM110 206V207H111ZM159 206V204H158ZM33 207V206H32ZM114 207V206H112ZM126 207V206H124ZM157 207V206H154ZM170 207V206H169ZM107 208V206H106ZM106 208L104 210H106ZM120 208V207H118ZM174 208V207H173ZM244 208V207H243ZM109 209V208H108ZM125 209V208H124ZM259 209V208H258ZM103 210V211H104ZM111 210V209H110ZM115 210V209H114ZM113 210V211H114ZM121 210V208H120ZM123 210V209H122ZM121 210V212H122ZM127 210V209H126ZM169 210V209H168ZM167 210V211H168ZM175 209H173L174 211ZM177 210V209H176ZM244 210V209H243ZM257 210V209H256ZM157 211H159L157 209ZM185 211V210H184ZM106 212V211H105ZM116 213V211H114ZM171 212V211H170ZM242 212V210H241ZM247 212V211H246ZM255 212V210H254ZM167 213V212H166ZM172 213V212H171ZM176 213V212H175ZM180 213V212H179ZM231 213V212H230ZM257 213V212H255ZM103 214V212H102ZM104 214H108L104 213ZM112 214V213H111ZM110 215V214H109ZM103 217L102 215H99V217ZM111 216V215H110ZM176 216V215H175ZM246 216V215H245ZM257 216V215H256ZM106 217V216H105ZM104 217V218H105ZM115 217V216H114ZM171 217V215H170ZM241 217V216H240ZM110 218V217H109ZM108 218V219H109ZM160 218V217H159ZM167 218V217H166ZM231 218V217H230ZM249 218V217H248ZM111 219V218H110ZM169 219H173L169 218ZM176 219V218H175ZM174 219V220H175ZM40 220V219H39ZM233 220V219H232ZM252 220V219H251ZM103 221V219H102ZM110 221V220H109ZM171 221V220H170ZM173 221V220H172ZM244 221H248L247 219ZM34 222V221H33ZM107 222V221H105ZM160 222V221H159ZM38 223V222H37ZM40 223V221H39ZM175 223V222H174ZM173 223V224H174ZM177 223V222H176ZM242 223V222H241ZM249 223V222H248ZM258 223V222H257ZM100 224V223H99ZM103 224V223H101ZM158 223L157 225H159ZM235 224V223H234ZM247 224V223H246ZM34 225V224H33ZM95 225V223H94ZM105 225V223L103 224ZM108 225V224H107ZM169 225V224H168ZM167 225V226H168ZM176 225V224H175ZM245 225V224H243ZM32 226V224L30 225ZM257 226V224L255 225ZM101 227V226H100ZM165 227V226H163ZM248 227V226H247ZM92 228V227H91ZM95 231H97L96 227H94ZM99 228V227H97ZM106 228V227H105ZM161 228V227H160ZM166 228V227H165ZM234 228V227H233ZM242 228V225H241ZM260 228V225H259ZM90 229V228H89ZM88 229V230H89ZM156 229V228H155ZM170 229V228H169ZM77 230V229H76ZM84 230V229H83ZM82 230V231H83ZM154 230V229H153ZM243 232V228L240 229ZM248 230V229H247ZM32 231V230H31ZM34 231V230H33ZM37 231V230H36ZM79 231V230H78ZM99 231V229H98ZM101 231V230H100ZM105 231V232H106ZM256 231V230H255ZM90 232V230L88 231ZM103 232V229L102 231ZM154 232V231H153ZM152 232V233H153ZM240 232V231H239ZM247 232V231H245ZM83 233H86L85 231ZM92 233V232H90ZM89 233V234H90ZM94 233V232H93ZM92 233V234H93ZM157 233V232H156ZM164 233V231H163ZM233 233V232H232ZM235 233V232H234ZM252 232L250 231V234ZM254 233V232H253ZM80 234V233H79ZM95 234V233H94ZM154 234V233H153ZM162 234V233H161ZM256 234V233H254ZM253 234V235H254ZM83 235V234H82ZM91 235V234H90ZM97 235V234H96ZM96 235H94L96 237ZM163 235V234H162ZM240 235V234H239ZM245 235V234H244ZM87 236V235H86ZM93 236V235H91ZM93 236V237H94ZM103 236V234H102ZM158 236V235H157ZM160 236V235H159ZM241 236V235H240ZM239 236V237H240ZM261 236V234L259 235ZM73 237V236H72ZM71 237V238H72ZM78 237V236H77ZM101 237V236H100ZM163 237V236H161ZM160 237V238H161ZM169 237V236H168ZM238 237V236H237ZM250 235L246 237H242V250L240 253L239 249L236 248L234 250L235 254L238 255V264H262L261 256L258 255V250L256 247V243H252L250 239ZM262 237V236H261ZM33 238V237H32ZM75 238V237H74ZM80 238V237H79ZM88 238V237H87ZM89 237L88 239H90ZM98 238V237H97ZM164 238V237H163ZM162 238V239H163ZM234 238V236H233ZM264 238V237H263ZM102 239V238H101ZM100 239V240H101ZM160 239V242L161 240ZM165 239V238H164ZM239 239V238H238ZM65 240V239H64ZM77 240V239H76ZM86 240V238H85ZM166 240V239H165ZM80 241L81 238H80ZM95 241V240H94ZM99 241V240H98ZM155 241V240H154ZM157 241V240H156ZM240 241V240H239ZM166 242V241H165ZM236 242V240H235ZM254 242V240H253ZM76 243V241H75ZM95 243V242H94ZM93 243V244H94ZM151 243V244H150ZM157 243V242H156ZM168 243V241H167ZM260 243V242H259ZM73 244V243H72ZM168 244V246L170 245ZM238 244V243H237ZM239 244V245H240ZM263 244V243H262ZM68 245V244H67ZM92 245V244H91ZM152 245V246H151ZM166 245V244H165ZM66 246V245H65ZM77 246V245H76ZM95 246V245H94ZM166 246V248L168 247ZM263 246V245H261ZM82 247V246H81ZM90 247V246H89ZM169 247V248H170ZM237 247V246H236ZM71 248V247H70ZM73 248V247H72ZM71 248V250H72ZM84 248V247H83ZM97 248V247H96ZM160 248V246H159ZM168 248V249H169ZM85 249V248H84ZM157 249V247H156ZM263 249V247H262ZM261 249V250H262ZM94 250V249H93ZM159 250V249H158ZM162 250V249H161ZM264 250V249H263ZM65 252L66 255L62 256L63 258L59 257V252ZM90 251V250H89ZM168 252V250H167ZM92 253V252H91ZM163 253V252H162ZM171 253V254H172ZM260 253V252H259ZM87 254V253H86ZM234 254V255H235ZM92 255V254H91ZM232 255V254H231ZM232 255V256H234ZM164 256V255H163ZM263 256V254H262ZM85 257V256H84ZM89 257V256H88ZM157 257V255H156ZM165 257V256H164ZM173 257V256H172ZM170 256V258H172ZM235 257V256H234ZM76 258V257H75ZM161 258V257H159ZM163 258V257H162ZM164 259V258H163ZM89 260V259H88ZM170 260V259H169ZM161 261V260H160ZM166 261V260H165ZM173 261V260H171ZM87 262V260H86ZM90 262V261H89ZM168 262V261H167ZM165 262V264L167 263ZM234 262V263H233ZM170 263V262H169ZM172 263V262H171ZM84 264V263H83ZM157 264V262H156ZM168 264V263H167Z\"/></svg>","mask_w":264,"mask_h":264},{"label":"rangeland","instance_id":"rangeland-1","mask_svg":"<svg viewBox=\"0 0 264 264\" xmlns=\"http://www.w3.org/2000/svg\"><path fill=\"white\" fill-rule=\"evenodd\" d=\"M0 0V17L6 15V14H11L14 15L18 18L24 19L30 23H32L34 26L36 25V27L42 28L43 30H45L47 33L54 35V34H58L59 32H63L64 36L66 38L67 41L69 42H75L78 45L81 46V48L88 50L90 52H92L93 54H97V56L99 57H104L103 59L106 62V66L110 67V68H118L120 69L122 72L120 74H118L115 77H110L109 75V79L117 82L118 84H121L122 86H124L125 88V93L127 95L128 98L133 99V100H138L140 94H142L143 91H147V94H149L151 96V101L154 102H160L159 105H161L163 103V99L161 98V95L153 93L154 91L152 89H148L146 88L143 84V82L145 81L146 77H150L151 73L155 72V77L152 76V83H154L155 81L159 80L158 75L163 74V71L165 70H169V64L166 61L169 57H174V56H180L185 52L188 53H197V50L202 46V44L206 41V39H210L213 41H216L214 44V49L216 50L212 56L213 59H211L212 64L209 62L210 60L207 59H202L200 61L199 66H201V68L199 67V72H200V76H199V82L201 83L200 88L193 94L188 93V94H183V105L177 107V105L174 106L175 109L180 110L179 113L175 112L176 110L173 109V107H171L175 104L174 102H172V100H169L170 105H167V108L170 109L169 113L175 117L182 119H188L192 121L193 123H195L198 126H202L203 127H207V129H213V131H215V133L213 136V139L216 140V146L214 145V148L211 147L210 149V153L208 152V155H212V159L216 158L218 156H221V154L219 152H216L215 149L218 148L219 146L224 148L225 153L227 155L230 156L231 160L235 163L241 164L244 167L246 166V168L255 176H259V189L262 191L263 196H262V201H258L255 202L254 200L248 201L244 204H239V205H234L232 207H230V209L228 210V216H229V220H230V224H231V237L232 239H234V246L232 248H230L228 250V255L230 253V257L232 259H236L233 260L235 262V264H238V255L239 254H235L234 250L236 248L239 249V252H241L242 250V240L244 237L250 235V239L252 240L251 242L254 244L256 243V247L258 250V256H261V260L264 258V175L262 172V175L260 173V169L259 167H257V164L253 161V157L255 155V153L258 152V150L260 149L259 146L257 145L258 143V138L261 135L260 133L264 132V129L261 128V126L259 125V123H261V125H264L262 123L261 120H259L260 117L256 116V110H254L253 107L250 106V100H249V104H248V99L251 98V86L249 84H247V80L250 77L251 78H259L264 82V0H177L183 9V14H180L177 18H176V22L173 21L172 24L168 23V24H160L159 30L158 31H154L153 34L151 35L152 32H148L147 34L144 35H140L138 36L137 34V29L139 28V25H132L131 27L129 26H122L119 23H115L114 28L112 29V31H108L107 33H105L104 35L108 34L107 36L104 35H99L97 33H95L93 31L92 25L88 24L87 26L84 27L83 30L79 31V32H75L73 30H67L65 29V25L66 23L62 22L61 19L62 17H60L59 13L61 8H63L64 6H66L67 4H69L68 1L71 0H60L61 2L58 3L57 8L55 7H50V4H41L40 2H38L37 0ZM29 1V2H28ZM31 1V2H30ZM63 1V3H62ZM217 1V2H216ZM253 1V2H252ZM38 2V3H37ZM215 2V3H214ZM220 2V3H219ZM15 3V4H13ZM32 3V4H30ZM218 3V4H217ZM238 3V4H237ZM241 3V5H240ZM255 3V4H253ZM26 4V5H25ZM229 4V5H228ZM64 5V6H63ZM217 5V6H216ZM228 5V6H227ZM234 5V6H232ZM245 5V6H244ZM258 5V6H257ZM62 6V7H61ZM240 6V7H238ZM28 8L29 10H25L23 8ZM49 9H48V8ZM191 7V8H190ZM193 7H196L195 10ZM228 7H231L228 9ZM245 7V8H244ZM257 7V8H256ZM199 8V9H198ZM220 8V9H219ZM253 8V9H252ZM7 9V10H5ZM55 9L57 10V13L55 14ZM198 9V10H196ZM203 9V10H202ZM228 9V10H227ZM251 12H250V10ZM53 10V11H52ZM225 10V11H224ZM249 10V11H248ZM9 11V12H8ZM11 11V12H10ZM52 11V12H51ZM59 11V12H58ZM186 11V12H185ZM188 11V13H187ZM197 11V12H195ZM256 11V12H255ZM240 12V13H239ZM2 13V14H1ZM54 13V14H53ZM191 13V14H190ZM206 17H205V15ZM211 13V14H210ZM237 13V14H236ZM189 14V15H187ZM199 17H198V15ZM201 14V16H200ZM217 14V15H215ZM227 14V17L225 16ZM232 14V15H231ZM250 16H248V15ZM49 15V16H48ZM183 15V16H182ZM195 15V16H194ZM204 15V16H203ZM210 15V16H207ZM229 15V16H228ZM181 16V17H180ZM185 16V17H184ZM242 16L241 19H239ZM244 16V17H243ZM245 16L246 19H245ZM37 17V19H36ZM183 17V19H181ZM191 17V18H190ZM196 17V18H194ZM208 17V18H207ZM237 17V18H236ZM239 17V18H238ZM252 17V18H251ZM201 18V20H200ZM235 18V22L234 19ZM56 19V20H55ZM180 19V20H179ZM187 19V20H186ZM194 19V20H193ZM218 19V20H217ZM244 19V20H243ZM60 20V21H59ZM186 23H184L183 22ZM241 20V21H240ZM45 21L47 23L46 27H45ZM55 21V22H54ZM189 21V22H188ZM217 21H219L216 23ZM2 20H0V75L2 74V76H0V113L3 112L0 116H3L4 121H8L9 123L13 124L14 126V137L16 140H18L22 147H24V152H23V157L22 159H26L24 160L26 162V173L24 175V179H22L21 181V185L19 186V190L21 192H25V193H31L30 194V207L34 208L31 209V211L33 212V217L32 216H28L27 218L29 219L30 222L27 223V228L26 232L32 240H36L39 238V233L42 232V224H43V213L42 211V205L43 203L49 202L52 200V198H54L55 196L57 197L58 195H56L59 192V186H58V181L60 179H58L59 177H66L68 176V172L66 171V166L72 163V149L73 148H77V147H84L85 146H90L88 149V152L90 153V155L94 156L97 158L98 161H101L102 163H104L105 161L108 163H104L106 165V168H108V172H109V176L110 179H98V176L96 174L93 175L92 178H89L90 180L88 181L86 179V181L88 182L87 186L84 188V190L86 192L88 191H93L94 190H98L96 191V196L99 199V197H105V195H109V200L110 201L108 203V201L106 200V202H103V206L101 208V213H99V215H102L103 217H99V220H96L93 224L86 226L87 228H75L74 230H72L70 233L71 235L69 237H62L61 241H62V250H64L65 248L69 249L70 254H67L65 252H59V257L63 258L62 256H64V254L68 255L70 260L72 263H78L80 262V264H94V260H92L93 258H95L98 249L101 247V244L104 240L105 235L107 234L108 228H109V224L110 222L114 221L117 219L116 217L118 216L117 213L118 211H120V213H122L123 215L127 213L128 211V204H130V202H134L136 204H145L146 203V199L143 196L142 192L145 193L146 195H149L150 197L147 198V204L149 206H151L149 203H151L153 206L152 211L155 210L154 213H158L155 214L157 218V223L155 228H153L151 230V234L150 236H152L151 238H153V250L151 252H154L156 255L154 257L155 261L157 262V264H165V262H167L168 264H174V259L175 256L174 254L171 252V238L173 237V235L175 234V232L179 229V222L181 217L183 216V218L186 219L187 216H190L191 213L187 210V209H182L180 207H176V206H171L169 205L165 210H163L162 212L160 211L161 206L165 205L167 203V197H165L164 195V191L166 189L165 186L159 185L156 181H154L153 179V175L156 173L155 168L158 166H162L168 163V158H170V153L169 150L167 148V144L165 142V140L161 137V135L158 133V131H156L152 126L150 125H144L141 126L139 124H135V131L136 136H127L124 134L123 129L121 127V121L127 116V114L129 113V109L124 108L121 104H113L108 98L105 97H96V96H91L88 94L87 90L85 87L80 86V85H75L73 84V81H71V77L67 76L66 74H59L56 72L51 71V67L52 66H56L58 64L64 63L66 62L69 58H71L73 60H76L77 63H79L78 65H87L88 63L82 59L81 54L79 55V53H75V52H71V51H67L65 48H59L56 47L54 45H50L47 44L46 48L44 50H41V48L38 47V45H35V43L33 42L32 39H30V37H28V35L23 36L22 33L18 32L15 28H12V26L9 24H6L5 22H3ZM175 22V23H174ZM179 22V23H178ZM183 22V23H182ZM229 22V23H228ZM238 22V23H237ZM243 24H242V23ZM44 23V24H43ZM54 23V24H53ZM174 23V24H173ZM224 23V24H222ZM234 23V24H233ZM183 24V25H180ZM246 24V25H245ZM8 25V26H6ZM90 25V26H89ZM188 25V26H187ZM220 29L219 30L217 29ZM60 26V27H59ZM134 26H138L137 28ZM199 26V27H198ZM203 26V27H202ZM233 26V27H232ZM239 26V27H237ZM244 26V27H242ZM263 26V27H262ZM5 27V28H3ZM62 27V28H61ZM134 27V28H133ZM172 27V29H170ZM201 27V28H200ZM58 28V29H57ZM129 29V32L126 31V29ZM136 28V29H135ZM168 28V29H167ZM184 28V29H183ZM230 28V29H229ZM55 29V30H54ZM87 29V31H86ZM132 29V30H131ZM175 29V31H174ZM213 31H212V30ZM217 29V30H216ZM223 29L225 31H223ZM241 29L243 31V34L241 32ZM247 29H251L248 31L247 33ZM262 29V30H261ZM2 30V31H1ZM15 30V31H14ZM117 30V31H116ZM167 30V31H166ZM190 30V31H188ZM14 31L15 33L11 32ZM55 31V33H54ZM132 31H135V33L133 34ZM173 31V33L171 32ZM208 31V32H207ZM211 31V34H210ZM223 31V33H221ZM11 32V35H10ZM75 32V33H74ZM86 32V33H85ZM128 32V34L126 33ZM169 34H168V33ZM181 32V33H180ZM183 32V33H182ZM187 32V33H186ZM193 34H192V33ZM204 32V33H203ZM256 32V33H255ZM9 33V34H8ZM72 33V34H71ZM78 33V34H77ZM117 33V35H116ZM121 33V34H120ZM132 33V34H131ZM150 33V35H149ZM156 33L158 34V36L156 35ZM161 33V34H160ZM166 33V34H164ZM172 33V34H171ZM181 35H180V34ZM189 33V36H188ZM203 35H200L202 34ZM220 33V34H219ZM237 33V34H236ZM242 33V34H241ZM71 34V35H70ZM81 34V35H80ZM88 34V35H87ZM125 34V35H124ZM130 34V35H129ZM155 34V35H154ZM176 34V37H175ZM184 34V35H183ZM187 34V35H186ZM214 34V35H213ZM216 34V35H215ZM15 35V36H14ZM18 35V36H17ZM67 35V37H66ZM78 35V36H77ZM162 35V36H161ZM209 35V37H208ZM212 35V36H211ZM233 35V36H232ZM239 35V37H238ZM13 37L11 38V40H8L9 37ZM75 36V38H74ZM90 36V37H88ZM100 36V37H99ZM112 36V37H111ZM134 36V37H133ZM144 36V38H143ZM148 36V37H147ZM172 36V38H171ZM179 36V38H178ZM205 36V37H204ZM217 36V37H216ZM219 36V37H218ZM222 36V37H221ZM227 36V37H226ZM244 36V37H243ZM251 36V37H250ZM8 39H7V38ZM17 37V38H16ZM95 37V39H94ZM131 37V38H130ZM137 37V39H136ZM162 37V39H164V41L160 38ZM183 39H182V38ZM201 37V38H200ZM203 37V38H202ZM215 37V39H214ZM231 37V38H230ZM234 37V38H233ZM74 38V39H73ZM84 38V39H83ZM92 38V39H91ZM114 38H116L114 40ZM140 38V39H139ZM152 38V39H151ZM154 38V39H153ZM157 38V39H156ZM166 38V39H165ZM181 38V41H180ZM187 38V39H186ZM192 38V40L190 39ZM199 38V40H198ZM229 38V39H227ZM237 38V39H236ZM244 38V39H243ZM16 39V40H15ZM23 39V40H22ZM87 39V40H86ZM110 39V40H108ZM130 39V40H129ZM145 39V40H144ZM150 39V40H149ZM173 39V40H172ZM189 39V40H188ZM224 39V40H223ZM240 39V40H239ZM247 39V40H246ZM22 42H21V41ZM92 40V42H91ZM102 40L104 42H102ZM118 40V41H117ZM126 42H125V41ZM128 40V41H127ZM155 42H154V41ZM161 40V41H160ZM176 40V41H175ZM201 40V41H200ZM221 40V41H220ZM243 40V41H242ZM246 40V41H245ZM251 40V42H250ZM115 43H114V42ZM122 41V42H121ZM168 41V43L166 42ZM173 41V42H172ZM179 41V43H177ZM225 41V42H224ZM231 41V42H230ZM237 41L239 43H237ZM245 41V42H244ZM249 41V42H248ZM88 42V44H87ZM94 42L96 44H94ZM99 42V43H98ZM117 42H119L120 44H118ZM140 42V43H139ZM142 42V45H141ZM149 42V43H148ZM151 42V43H150ZM176 42V43H174ZM224 42V43H222ZM244 46H243V44ZM107 43V44H106ZM110 43V45H109ZM145 45H144V44ZM202 43V44H201ZM226 43V44H225ZM232 43V44H230ZM91 44V45H90ZM99 44V45H98ZM123 44V46L121 47V45ZM128 44V45H126ZM163 44V45H162ZM185 44V45H184ZM192 44V45H191ZM194 44V45H193ZM218 44V45H217ZM225 44V45H224ZM246 44V45H245ZM120 45V47H119ZM126 45V47H125ZM133 45V46H132ZM134 45L136 48H134ZM138 45V46H137ZM167 45V46H166ZM176 47H175V46ZM187 45V46H186ZM228 45V46H227ZM231 45V46H230ZM239 45V46H238ZM241 45V46H240ZM252 45V46H251ZM37 46V47H36ZM96 46V49H94L93 47ZM107 46H110L109 48ZM132 46V49H131ZM147 46V47H146ZM163 46V47H162ZM166 46V47H164ZM180 46V47H179ZM199 46V47H198ZM234 46V47H233ZM236 46V47H235ZM246 46V47H245ZM250 46V47H249ZM10 47V48H9ZM52 47V48H51ZM56 47V48H54ZM115 47H117L115 49ZM142 47L144 49H142ZM178 47V49H177ZM192 47V49H190ZM243 50H242V48ZM3 48V49H2ZM124 48V49H123ZM138 48V49H137ZM159 48V49H158ZM170 48V50H169ZM187 48V49H186ZM219 48V49H218ZM227 48V50H225ZM112 49V50H111ZM122 49V50H121ZM134 49V54H133V50ZM137 49V50H136ZM147 50V54L146 51ZM148 49L150 51H148ZM154 49V50H153ZM156 49V51H155ZM168 49V50H167ZM233 49V50H232ZM235 49V50H234ZM248 49V52H247ZM254 49H256V53L254 51ZM5 50V51H4ZM33 50V51H32ZM37 50V52H36ZM57 50L59 51V53L57 54ZM65 50V51H63ZM121 53H120V51ZM137 52H136V51ZM142 50H144L142 52ZM157 50H159V52H157ZM173 50V51H172ZM182 50V51H181ZM191 50V51H190ZM220 50V51H219ZM2 51V52H1ZM16 51V52H15ZM20 51V52H19ZM40 51V53L38 52ZM56 51V52H54ZM63 51V52H62ZM111 51L113 53H111ZM169 51V52H168ZM218 51V52H217ZM225 51V52H224ZM252 51V52H251ZM34 52V53H33ZM69 52V53H67ZM109 52V53H108ZM171 52V53H170ZM174 52V53H173ZM176 52V53H175ZM227 52V54H226ZM230 52V53H229ZM234 52V53H233ZM28 56H26L27 54ZM51 53V54H50ZM63 53V55H62ZM72 55H71V54ZM100 53V54H99ZM102 53V54H101ZM126 53V54H125ZM142 53H144V58ZM149 53V54H148ZM157 53V55H156ZM166 53V54H165ZM168 53V54H167ZM223 53V55H221ZM251 53V54H250ZM254 53V54H253ZM34 54V56H32ZM42 54V55H41ZM139 54L141 56H139ZM152 54V55H151ZM232 54V55H231ZM235 56H234V55ZM23 55V56H22ZM25 55V56H24ZM31 55V57H30ZM70 55V57H69ZM112 55V56H111ZM120 55V56H119ZM123 55V56H122ZM129 55V56H128ZM138 55V56H137ZM155 55V56H154ZM220 55V56H219ZM228 57H227V56ZM39 56V57H38ZM42 56V59H40ZM115 59H114V57ZM132 56V57H131ZM146 56V58H145ZM151 56V57H150ZM157 56V57H156ZM167 56V57H166ZM169 56V57H168ZM202 57L204 55H201ZM219 56V58H218ZM222 56V58H221ZM228 58L227 59L224 57ZM5 59H3V58ZM10 57V58H9ZM14 57V58H13ZM30 57V58H29ZM56 57V58H55ZM58 57V58H57ZM79 57L80 60L78 59ZM117 57V58H116ZM138 57L141 58V62H138L139 59ZM150 59H149V58ZM161 57V58H160ZM215 57V58H214ZM236 57V58H235ZM239 57V58H238ZM261 57V58H260ZM77 58V59H76ZM124 58V59H123ZM128 58V59H127ZM137 58V60L135 59ZM154 60L152 62V59ZM160 58V60H159ZM204 58V57H203ZM232 58V59H231ZM251 58V59H250ZM7 59V60H6ZM18 61H17V60ZM32 59H35L32 61ZM67 59V60H66ZM110 59V60H109ZM122 59V60H121ZM131 59V60H130ZM156 59V61H155ZM249 59V60H248ZM253 59V60H252ZM256 59V62H255ZM4 60V61H3ZM13 60V61H12ZM20 60V61H19ZM162 60V61H161ZM205 60V61H204ZM214 60V63H213ZM233 61L234 63L237 64V66L245 73V75L248 78L242 77L239 81H235L232 82L230 85V88L228 90V94H227V99L228 102L232 101L230 97H232V99H236L237 98V103L236 101L234 102V105L232 104L231 106V110H232V117L230 119H232L231 122V127H225L224 125L222 126L221 124L217 125V126H212L211 124H207L206 121L202 118H193L191 115V108L193 105H195V101H196V93H199L200 90H205L207 89V87L212 84L215 83L217 80L219 79H226L228 78V74H226V72L228 71V69H230V61ZM242 60V61H241ZM252 64H251V61ZM17 63H16V62ZM29 63H27V62ZM79 61V62H78ZM83 63H82V62ZM108 61V63H107ZM111 61V62H110ZM123 61V62H122ZM128 61V62H127ZM132 61V62H131ZM166 61V62H165ZM216 61V62H215ZM254 61V62H253ZM261 61V62H260ZM15 64H14V63ZM21 62V63H20ZM40 62V64H38ZM149 62V63H148ZM151 62V63H150ZM163 62V63H161ZM207 62V63H206ZM218 62V63H217ZM224 62V63H223ZM240 62V63H239ZM5 63H9V65L5 64ZM22 63H25L23 65H21ZM31 63V64H30ZM87 63V64H86ZM118 63V64H117ZM125 63V64H123ZM202 63V64H201ZM206 63V65H205ZM226 63V64H225ZM244 63V64H243ZM247 63V64H246ZM51 64V65H49ZM55 64V65H54ZM123 64V65H122ZM128 64H133L131 66H129ZM140 64V65H139ZM153 64V65H152ZM249 64V65H248ZM251 64V65H250ZM14 65L16 66L14 67ZM29 66V68L27 66ZM37 65V66H34ZM114 65V66H113ZM116 65V66H115ZM151 65V67H150ZM168 65V66H167ZM188 65V64H187ZM214 65V66H213ZM216 65V66H215ZM225 65V66H224ZM227 65V66H226ZM232 65V64H231ZM244 65V66H243ZM248 65V66H247ZM258 65V66H257ZM4 66V67H3ZM79 66V67H80ZM112 66V67H111ZM137 66V68H136ZM139 66H141L139 68ZM144 66V67H142ZM160 66V67H159ZM206 66V67H205ZM210 66V68H209ZM222 66V67H221ZM257 66V67H256ZM12 67V68H11ZM23 67V68H22ZM48 67V68H47ZM128 67V68H127ZM130 67H133V70H135V68L137 70L132 71L130 69ZM156 67V68H155ZM227 67V68H226ZM244 67V69H243ZM248 68V70L245 69ZM255 69H254V68ZM4 68V69H3ZM25 68V69H24ZM37 68V69H36ZM41 68V69H39ZM88 68L90 69V71H95L97 70L95 67H93V65H88ZM139 68V69H138ZM150 68V69H149ZM204 68V69H203ZM214 68V69H213ZM220 68V70H219ZM224 68V69H223ZM226 68V71H225ZM250 68V70H249ZM253 68V69H252ZM2 69V70H1ZM11 69V70H9ZM95 69V70H94ZM129 69V70H128ZM146 69V70H145ZM163 69V70H162ZM203 69V70H202ZM206 69V70H205ZM39 70V71H38ZM154 70V71H153ZM210 70V72H209ZM216 70V71H215ZM219 70V71H218ZM254 72H253V71ZM260 70V71H259ZM17 71V72H16ZM33 71V72H32ZM126 71V72H125ZM139 71V72H138ZM156 71L158 73H156ZM219 74H218V72ZM249 71V72H248ZM96 72V71H95ZM125 72V75H124ZM132 77H130V74ZM207 72V73H206ZM217 72V74H216ZM225 72V73H224ZM178 71L176 73H172L169 74L168 76L170 77L167 80H171L174 79L173 76L174 74H177ZM224 73V74H223ZM252 73V75L250 76V74ZM4 74V75H3ZM49 74V75H48ZM123 74L126 78H123L121 75ZM128 74V75H127ZM149 74V75H148ZM158 74V75H157ZM204 74V75H203ZM213 74V75H212ZM216 74V75H214ZM226 74V75H225ZM261 74V75H260ZM45 75V76H44ZM64 75V79L63 78ZM127 75V77H126ZM224 75V76H223ZM30 76V77H29ZM40 76V77H39ZM42 76V77H41ZM49 76V77H48ZM51 76V77H50ZM108 76V74H107ZM157 76V78H156ZM204 76V77H203ZM2 77V78H1ZM5 77V78H4ZM7 77V78H6ZM19 77V78H18ZM207 77V78H206ZM217 77V78H216ZM220 77V78H219ZM223 77V78H222ZM230 77V75H229ZM11 78V79H10ZM71 78V79H70ZM122 80V78L124 80L120 81V79ZM156 78V79H155ZM263 78V79H262ZM46 79V81H45ZM56 79V80H55ZM60 81H59V80ZM62 79V80H61ZM209 79V81H208ZM212 79V81H211ZM243 79L246 81H243ZM14 80V81H12ZM19 80V81H18ZM166 80V82H168ZM207 80V81H206ZM3 81V82H2ZM6 81V82H5ZM10 81V84H8ZM126 81V83L124 82ZM212 83H211V82ZM215 81V82H214ZM25 82V83H24ZM142 82V83H141ZM206 82V83H204ZM238 86H237V83ZM244 82V83H242ZM17 83V85H16ZM24 83V84H23ZM64 83V85H63ZM70 83L72 86H70ZM133 83V84H132ZM204 83V84H203ZM208 83V84H207ZM6 84V85H5ZM245 86V88L242 86ZM10 88H9V86ZM141 86L139 89H142L141 91H138V86ZM154 85V84H153ZM153 85H150L151 87H153ZM207 85V86H206ZM65 86V88H64ZM67 86V88H66ZM145 88H144V87ZM155 86V85H154ZM236 86V89L235 87ZM242 86V87H241ZM5 87H7L5 89ZM45 87V88H44ZM62 87V88H61ZM127 87V88H126ZM234 87V88H233ZM237 87H240L239 90ZM4 88V89H3ZM40 88V89H39ZM52 88V89H49ZM84 88V89H82ZM144 88V89H143ZM21 89V90H20ZM82 89V91H81ZM132 91H130V90ZM232 89V91H231ZM242 89V91H241ZM250 89V91L248 90ZM7 90V91H6ZM234 90V91H233ZM11 91V93H10ZM51 91V92H50ZM62 91V92H61ZM70 93H68V92ZM152 91V92H150ZM50 92V93H49ZM54 92V93H53ZM66 92V93H65ZM82 92V93H80ZM133 93V96H131V93ZM232 92V94L230 95V93ZM235 92V93H234ZM249 92V93H248ZM7 93V94H5ZM234 93V94H233ZM42 94V95H41ZM239 96H238V95ZM249 94V95H247ZM30 95V96H29ZM41 95V96H40ZM44 95V96H43ZM62 95V96H61ZM129 95V96H128ZM195 95V96H194ZM229 95V96H228ZM233 95V96H232ZM27 96V97H26ZM56 96V97H55ZM137 96V97H136ZM2 97V98H1ZM5 97H7L5 99ZM15 99H14V98ZM52 97V99H51ZM78 97V98H77ZM82 98V99H81ZM85 98V99H84ZM240 98V99H239ZM246 98V102L245 101ZM8 99V100H7ZM10 99V100H9ZM29 99V100H28ZM239 99V101H238ZM61 100V101H60ZM72 100V102L70 101ZM241 100V101H240ZM244 100V101H243ZM38 101V103L36 102ZM33 102V103H32ZM78 104H77V103ZM212 101H209V108L211 110L212 113H214L215 115H220L219 112V107L216 106V104H211ZM5 103V104H4ZM8 103V105H7ZM11 103V105H10ZM239 103V104H238ZM247 105H246V104ZM32 104V105H31ZM22 105V106H21ZM86 105V106H85ZM93 105V106H92ZM157 105V106H159ZM243 105V106H242ZM31 106V107H30ZM52 106V107H51ZM68 106V107H67ZM91 106V107H90ZM114 106V107H113ZM184 106L188 111H190L188 113V111L186 109H184ZM215 108V109H213ZM216 106V107H215ZM248 106V107H247ZM4 107V108H3ZM39 107V108H38ZM67 107V108H66ZM73 107V108H71ZM100 107V108H99ZM177 107V108H176ZM181 107V108H180ZM239 107V111L235 112V108ZM243 107V110H241ZM17 110H16V109ZM22 108V109H21ZM27 108V109H26ZM54 110H53V109ZM123 108V109H122ZM189 108V109H188ZM247 108V110H246ZM2 109V110H1ZM5 109V110H4ZM8 109V110H7ZM14 109L16 111H14ZM57 109V110H56ZM92 109V110H91ZM99 109V110H98ZM104 109V110H103ZM213 109V110H212ZM253 109V110H251ZM21 113H20V111ZM53 110V111H52ZM64 110V112H63ZM110 112H109V111ZM115 110V111H114ZM122 110V111H121ZM251 110V111H250ZM5 111V113H4ZM13 111V112H12ZM29 111V112H28ZM57 111V113L55 114V112ZM67 111V112H66ZM103 111V112H102ZM107 111V112H105ZM183 111V112H182ZM187 113H185V112ZM233 111L236 113H233ZM242 111V112H241ZM253 111V112H252ZM76 112V113H75ZM242 114L243 116L245 115V117H243L242 119L239 118V113ZM249 112V113H248ZM15 113V114H13ZM47 113V114H46ZM54 113V114H53ZM67 113V114H66ZM111 113V115H110ZM239 115H238V114ZM251 113V115H250ZM18 114V115H17ZM22 114V117H21ZM46 114V116H45ZM92 114V115H91ZM182 114V115H181ZM185 114V116H183ZM235 114V115H234ZM9 115V116H8ZM53 115V116H52ZM100 115V116H99ZM187 115V116H186ZM255 115V116H254ZM8 116V117H7ZM26 117V119H23L24 117ZM44 116V117H43ZM56 116V117H55ZM66 116V117H65ZM98 116V117H97ZM113 116V117H112ZM249 116V119H252L250 121V123H246V124H242L243 120H245L246 117ZM252 116V118H250ZM253 116H254V120H253ZM5 117V118H4ZM7 117V119H6ZM17 117V118H15ZM37 117V118H36ZM64 117V118H63ZM110 117V118H109ZM184 117V118H183ZM234 117H236L237 119L234 120ZM256 117V118H255ZM22 118V119H21ZM44 118V119H43ZM49 118V119H48ZM51 118V119H50ZM89 120H87V119ZM102 118V119H101ZM113 118V119H111ZM258 118V119H257ZM17 119V120H16ZM47 119V121H46ZM56 119V120H55ZM16 123H15V121ZM24 120V122H23ZM26 120V121H25ZM28 120V121H27ZM34 120V121H33ZM42 120V121H41ZM70 120V121H69ZM111 120V121H108ZM13 121V122H12ZM21 121V122H19ZM64 121L66 123H64ZM82 121V122H81ZM89 121V122H88ZM198 121V122H197ZM55 122V123H54ZM75 122V123H74ZM81 122V123H80ZM109 122L111 123V125L109 124ZM202 122V124H201ZM239 122V124H238ZM257 122L256 126L254 125ZM18 123V124H17ZM38 125H37V124ZM205 123V124H203ZM253 123V124H252ZM16 124V125H15ZM91 124H94L93 126ZM237 124V126L235 125ZM251 124V125H250ZM18 125V126H17ZM25 125L27 127H25ZM81 125V126H80ZM98 125V126H96ZM118 125V126H117ZM207 125V126H206ZM211 125V126H209ZM221 125V127H220ZM240 125H242L240 127ZM248 125V126H247ZM256 127H254V126ZM67 126V128H66ZM89 126V127H88ZM251 126V127H250ZM20 127V128H19ZM25 127V128H24ZM86 127V128H85ZM116 127V129H115ZM210 127V128H209ZM225 127V128H224ZM235 127V128H234ZM242 128V129H239ZM260 127V128H259ZM30 128V129H29ZM43 129V131L41 132V130ZM55 128V129H54ZM82 128V129H79ZM228 128V132L227 131ZM255 129V131L253 129ZM19 129V130H18ZM25 129V130H24ZM47 129V130H46ZM67 129V131H66ZM90 129V130H89ZM95 129L98 131H95ZM100 129V130H99ZM101 129H102V133H101ZM251 129V130H249ZM260 129V130H259ZM263 129V130H262ZM22 130V131H21ZM65 130V131H64ZM73 132H70L71 131ZM75 130L77 133L75 134ZM114 130V131H113ZM141 130V132H140ZM149 130V131H148ZM231 130V131H230ZM33 131V133H31ZM59 131V132H58ZM89 131V132H88ZM100 131V132H99ZM110 131V133H109ZM113 131V132H112ZM146 131V132H144ZM259 131V132H258ZM26 132V133H24ZM57 132V133H56ZM105 132V133H104ZM108 132V133H107ZM20 133V134H19ZM29 133V134H28ZM94 133V134H93ZM140 133V134H139ZM143 133V134H141ZM220 136H219V134ZM234 133V134H233ZM256 133L259 135H256ZM32 134V135H31ZM35 136H34V135ZM61 134V135H60ZM65 134V136H63ZM85 134V135H84ZM87 134V135H86ZM107 134V135H105ZM116 134V135H114ZM146 134V135H145ZM218 134V136H217ZM76 135V136H75ZM96 135V136H94ZM100 135V136H99ZM144 136L143 138L141 136ZM149 137H148V136ZM234 135V136H233ZM25 136V137H24ZM32 136V137H31ZM57 136V137H56ZM74 136V137H73ZM81 136V137H80ZM108 136L110 137V139L108 138ZM223 136H225L226 140ZM237 136V137H236ZM24 137V138H23ZM28 137V139L26 140V138ZM31 137V138H30ZM34 137V138H33ZM41 137V139H40ZM63 137V138H62ZM71 137V139H70ZM104 137V138H103ZM119 137V138H118ZM132 137V138H131ZM159 137V138H158ZM231 137V138H230ZM258 137V138H257ZM40 140H39V139ZM49 138V139H48ZM66 140H65V139ZM89 140H87V139ZM95 138V139H94ZM98 138V139H97ZM101 138V139H100ZM107 140H106V139ZM112 138V139H111ZM116 140H115V139ZM136 140H135V139ZM152 138V140H151ZM218 138V139H217ZM62 139V140H61ZM64 139V140H63ZM71 141L70 143V140ZM77 139V140H76ZM91 139V140H90ZM114 139V140H113ZM134 139V140H133ZM144 141H143V140ZM220 139V141H219ZM225 139L226 143H225ZM31 140V142H29ZM49 140H51L52 142H50ZM87 140V142H86ZM93 140V141H92ZM96 140V143H95ZM103 140V141H101ZM106 145L104 144L105 142ZM112 140V141H111ZM133 140V141H132ZM147 140V141H146ZM231 142H230V141ZM237 140L236 143H234ZM34 141V142H33ZM46 141V142H45ZM58 141V142H56ZM67 141V142H66ZM69 141V142H68ZM99 141V142H98ZM115 141V143H114ZM117 141V142H116ZM122 141V142H121ZM136 141V144H134V142ZM137 141L139 143H137ZM161 141V142H160ZM56 142V143H55ZM74 142L76 144H74ZM80 142V144H79ZM86 144H85V143ZM101 142L103 144H101ZM155 142V143H154ZM220 142V143H219ZM223 142V143H222ZM238 142L240 144H238ZM42 143V144H41ZM44 143V144H43ZM46 143V144H45ZM66 145H65V144ZM81 143H83L84 145L82 146ZM94 143V145L92 144ZM153 143V144H152ZM162 143V144H161ZM28 148H27V145ZM51 144V145H49ZM89 144V145H88ZM103 147H101L100 146ZM134 144V145H133ZM218 144V145H217ZM225 144V145H224ZM235 144V145H234ZM49 145V147L47 146ZM62 145V146H61ZM76 145V146H75ZM78 145V146H77ZM114 147H113V146ZM123 145V146H122ZM139 145V146H138ZM144 145V146H143ZM237 145V146H236ZM239 145V148H238ZM53 146V147H52ZM93 146V148H92ZM94 146H98L97 148ZM112 146V147H111ZM118 146V147H117ZM142 146V147H141ZM152 146V147H151ZM155 146V148H154ZM241 146V148H240ZM39 147V149H38ZM42 147V149H41ZM59 147V148H58ZM69 147V149H68ZM138 147V148H137ZM164 147V148H163ZM33 148V149H31ZM47 148V149H46ZM100 148V149H99ZM125 148V149H123ZM163 148V149H162ZM250 148V151H249ZM50 153L49 154V150ZM96 149V150H95ZM108 149V150H107ZM111 151H110V150ZM119 149V150H118ZM122 149L124 151H122ZM129 149V150H128ZM137 149V150H136ZM141 149V150H140ZM144 151H143V150ZM165 149V150H164ZM214 149V150H212ZM243 149V150H242ZM30 150V153L28 152ZM54 150V151H52ZM90 150V151H89ZM92 150V151H91ZM100 150V151H99ZM153 150V151H152ZM238 150V151H235ZM33 151V153H32ZM42 151V152H41ZM60 151V152H59ZM119 151V152H118ZM129 151V152H128ZM138 151V152H137ZM143 151V152H142ZM160 151V152H159ZM237 155H235V153ZM245 151V152H244ZM101 154H100V153ZM103 152V154H102ZM108 152L110 154H108ZM116 152V153H115ZM38 153V154H37ZM41 153V154H39ZM71 153V154H70ZM113 153V154H112ZM133 153V154H132ZM139 153V154H138ZM149 155L147 156L146 154ZM152 153V154H151ZM159 153V154H158ZM252 153V154H251ZM29 154V155H28ZM35 154V155H34ZM59 154V156H57ZM112 154V155H111ZM123 154V155H122ZM156 154V155H155ZM234 154V155H233ZM248 154V156H247ZM26 155V156H24ZM32 157H31V156ZM35 157H34V156ZM44 162L41 165V167L39 166V161L40 159L44 156ZM51 157H50V156ZM67 155V156H66ZM70 155V156H69ZM98 155V156H96ZM113 156L111 158V156ZM143 155V156H142ZM163 155V156H162ZM207 155V156H208ZM242 155V156H241ZM28 156V157H27ZM30 156V157H29ZM40 156V157H39ZM121 156V160L123 163H121V160L119 159ZM123 156V157H122ZM130 156V157H129ZM133 158H132V157ZM156 156V157H155ZM235 156V157H234ZM238 156L239 159L238 160ZM250 156V157H249ZM50 157V158H49ZM69 159H68V158ZM112 160H110V158ZM145 157V158H144ZM154 157V158H152ZM167 157V158H165ZM210 157V158H211ZM30 158V160H29ZM40 158V159H39ZM53 158V159H52ZM109 158V159H108ZM140 158V159H139ZM160 160H158V159ZM203 158V159H202ZM234 158V159H233ZM251 158V159H250ZM39 159V161L37 160ZM49 159V160H48ZM52 159V160H51ZM103 159V160H102ZM116 159V161H115ZM124 159V160H123ZM157 159V160H156ZM33 160V161H32ZM36 160V161H35ZM46 160H48L49 162H47ZM51 160V161H50ZM152 160V161H149ZM156 160V161H155ZM207 160L205 155L200 156L198 163L202 164L203 161ZM211 160V159H209ZM244 160V161H243ZM248 162H247V161ZM104 161V162H103ZM115 161V162H113ZM124 161V162H123ZM134 161V162H133ZM138 161V162H136ZM155 161V162H154ZM200 161V162H199ZM241 161V163H240ZM28 162H31L30 164ZM117 162V163H116ZM148 162V163H147ZM159 162V163H158ZM36 163V164H35ZM120 163V165H119ZM138 163V164H137ZM150 163H154L152 165H150ZM243 163V164H242ZM254 163V165L252 164ZM33 164H35L33 166ZM48 164V165H47ZM111 164V165H110ZM117 164V165H115ZM127 164V166H126ZM135 164V165H133ZM143 164V166H142ZM256 164V166H255ZM31 165V166H30ZM38 165V166H37ZM45 165V166H44ZM114 165V166H112ZM141 165V166H140ZM147 165V167H146ZM251 165V166H250ZM109 166H111L109 168ZM135 166V167H134ZM255 168V170L253 169V167ZM29 167V168H28ZM56 167H59L58 169ZM114 167L116 169H114ZM120 167V168H119ZM121 167H123L121 169ZM151 169H150V168ZM158 167L156 169H158ZM38 168V170L36 169ZM119 168V169H118ZM135 170H134V169ZM141 168V169H140ZM143 168V169H142ZM33 169V170H32ZM35 169V172H33ZM45 169V170H44ZM113 169V170H112ZM118 169V170H117ZM133 169V170H131ZM252 169V170H251ZM28 170V171H27ZM112 172H111V171ZM117 170V172H116ZM120 170V171H119ZM124 174H122V172ZM140 170V171H138ZM154 170V171H153ZM257 170V173L255 172ZM61 171V172H60ZM114 171V172H113ZM125 171H127L125 173ZM133 171V172H132ZM1 169H0V175H1ZM30 172V173H29ZM149 172V173H148ZM153 172H155L153 174ZM32 173V174H31ZM111 173V174H110ZM131 173V174H130ZM135 173V174H134ZM137 173V174H136ZM148 173V174H147ZM152 173V175L150 174ZM28 174H30L29 176H27ZM45 174V175H43ZM51 174V175H50ZM118 174V175H117ZM147 174V175H146ZM38 175V176H37ZM43 175V177H42ZM48 177H47V176ZM59 175V176H58ZM136 175V176H135ZM151 175V176H150ZM191 175V174H190ZM189 174L187 175V179H180V182H191L192 178ZM32 176V177H30ZM46 176V179H45ZM112 176V177H111ZM115 176V177H114ZM127 176V177H126ZM139 176V177H138ZM152 178H150V177ZM40 177V179H39ZM97 177V178H96ZM129 177V178H128ZM133 177V178H131ZM27 178V180H26ZM29 178V179H28ZM38 178V179H37ZM50 178V179H49ZM67 178V177H66ZM118 178V179H117ZM142 178V179H141ZM32 179V180H31ZM36 179V180H35ZM126 179V181H125ZM141 179V181H140ZM152 180V181H148V180ZM44 180V182H43ZM48 180V181H47ZM57 180V181H56ZM67 181L68 179H62ZM104 181L103 183L101 181ZM114 180V181H113ZM2 181V179H1ZM34 181V182H32ZM36 181V182H35ZM55 181V182H54ZM96 181V182H95ZM110 181V184H109ZM119 181V182H118ZM128 181V182H127ZM24 182V186L22 185V183ZM40 182V184H39ZM46 182V183H45ZM54 182V183H52ZM91 182V183H90ZM98 182V183H97ZM26 183V184H25ZM30 183V184H29ZM34 183V184H33ZM45 183V184H44ZM51 183V185H50ZM93 183V184H92ZM112 183V184H111ZM132 183V184H131ZM225 183L227 184L228 187V183H230L229 179L225 177ZM53 184V185H52ZM90 184V185H89ZM92 184V185H91ZM104 184V185H103ZM124 184V185H123ZM131 184V185H130ZM152 184V186H151ZM154 184V185H153ZM158 184V185H156ZM43 185V188L41 187ZM50 185V186H49ZM96 185V187H94ZM103 185L102 189L103 190H99V188H101V186ZM116 185V186H115ZM123 185V186H121ZM144 185V186H143ZM156 185V186H155ZM36 186V189H34ZM53 188L52 190L49 188ZM90 186V187H88ZM99 188H98V187ZM107 186V187H106ZM30 187V188H29ZM34 187V188H33ZM93 187V188H92ZM127 187H130L127 188ZM143 187V188H142ZM225 189V194L227 196H232V190H233V185L230 184L229 188ZM28 188V190H27ZM39 188V189H38ZM89 188V189H88ZM109 188V189H108ZM119 188V189H118ZM162 188V189H161ZM177 188V187H176ZM221 188V185L219 183H216L215 185H213L212 190L213 192L218 191ZM25 189V190H24ZM38 189V191H37ZM56 189V190H55ZM88 189V190H87ZM124 189V190H123ZM215 189V190H214ZM34 190V191H33ZM45 190V191H44ZM119 190V192L117 193V191ZM127 190V191H126ZM144 190V191H143ZM152 190V192H151ZM157 190V191H156ZM30 191V192H29ZM51 191V192H50ZM116 191V193H115ZM121 191V193H120ZM141 191V192H140ZM149 191V192H148ZM37 192V193H36ZM56 192V193H54ZM99 192V193H98ZM140 193L138 195V198L135 197V199L133 198V195L135 193ZM163 192V193H162ZM34 193V195H33ZM106 193V194H105ZM115 194V195H114ZM122 194V195H121ZM114 195V196H113ZM117 195V197H116ZM132 195V196H131ZM37 198H36V197ZM49 196V197H48ZM99 196V197H98ZM130 196V197H129ZM61 197V196H59ZM155 197V198H154ZM165 197V198H164ZM33 198V199H32ZM162 198V199H160ZM48 199V200H47ZM108 199V198H107ZM133 199V201H132ZM138 199V200H137ZM142 199V200H141ZM164 199V200H163ZM34 200L36 202V204L34 203ZM112 200V201H111ZM115 200V201H114ZM150 200V202H149ZM38 201V202H37ZM123 201V202H122ZM152 201V202H151ZM115 202V203H114ZM149 202V203H148ZM155 202L157 203V205L155 204ZM122 203V204H121ZM159 204V206H158ZM161 204V206H160ZM261 204V205H260ZM109 205V206H108ZM114 207H112V206ZM33 206V207H32ZM107 206V208H106ZM111 206V207H110ZM126 206V207H124ZM157 206V207H154ZM120 207V208H118ZM174 207V208H173ZM244 207V208H243ZM106 208V210H104ZM109 208V209H108ZM125 208V209H124ZM259 208V209H258ZM111 209V210H110ZM115 209V210H114ZM127 209V210H126ZM157 209L159 211H157ZM169 209V210H168ZM173 209H175L173 211ZM177 209V210H176ZM244 209V210H243ZM257 209V210H256ZM104 210V211H103ZM116 211V213L114 211ZM168 210V211H167ZM185 210V211H184ZM242 210V212H241ZM257 212L255 213L254 212ZM106 211V212H105ZM172 213H171V212ZM247 211V212H246ZM103 212V214H102ZM108 214H104L107 213ZM167 212V213H166ZM176 212V213H175ZM180 212V213H179ZM231 212V213H230ZM112 213V214H111ZM111 216H110V215ZM171 215V217H170ZM176 215V216H175ZM246 215V216H245ZM257 215V216H256ZM106 216V217H105ZM115 216V217H114ZM173 219H169L172 218ZM178 216V217H177ZM241 216V217H240ZM105 217V218H104ZM111 219H110V218ZM160 217V218H159ZM167 217V218H166ZM231 217V218H230ZM249 217V218H248ZM109 218V219H108ZM176 218V219H175ZM40 219V220H39ZM103 219V221H102ZM175 219V220H174ZM233 219V220H232ZM248 220V221H244V220ZM252 219V220H251ZM110 220V221H109ZM171 220V221H170ZM173 220V221H172ZM34 221V222H33ZM40 221V223H39ZM107 221V222H105ZM160 221V222H159ZM38 222V223H37ZM175 222V223H174ZM177 222V223H176ZM242 222V223H241ZM249 222V223H248ZM258 222V223H257ZM100 223V224H99ZM101 223H105V225L101 224ZM158 223H160L159 225H157ZM174 223V224H173ZM235 223V224H234ZM247 223V224H246ZM32 224V226H30ZM34 224V225H33ZM108 224V225H107ZM169 224V225H168ZM176 224V225H175ZM245 224V225H243ZM257 224V226H255ZM168 225V226H167ZM243 228V232L241 228ZM260 225V228H259ZM101 226V227H100ZM165 226V227H163ZM248 226V227H247ZM92 227V228H91ZM94 227H96L97 231H95ZM99 227V228H97ZM106 227V228H105ZM108 227V228H107ZM161 227V228H160ZM234 227V228H233ZM90 228V229H89ZM170 228V229H169ZM77 229V230H76ZM84 229V230H83ZM90 232H94L93 234L88 232L89 230ZM99 229V231H98ZM103 229V232H101ZM107 231H106V230ZM248 229V230H247ZM32 230V231H31ZM34 230V231H33ZM37 230V231H36ZM79 230V231H78ZM83 230V231H82ZM101 230V231H100ZM256 230V231H255ZM86 233H83V232ZM106 231V232H105ZM154 231V232H153ZM164 231V233H163ZM240 231V232H239ZM247 231V232H245ZM250 231L252 232L250 234ZM154 234H153V233ZM157 232V233H156ZM233 232V233H232ZM235 232V233H234ZM256 234H254V233ZM80 233V234H79ZM91 235H96V237L91 236ZM106 233V234H105ZM163 235H162V234ZM83 234V235H82ZM103 234V236H102ZM241 236H240V235ZM245 234V235H244ZM254 234V235H253ZM261 234V236H259ZM87 235V236H86ZM158 235V236H157ZM160 235V236H159ZM73 236V237H72ZM78 236V237H77ZM101 236V237H100ZM163 236V237H161ZM169 236V237H168ZM234 236V238H233ZM238 236V237H237ZM240 236V237H239ZM33 237V238H32ZM72 237V238H71ZM75 237V238H74ZM82 241H80V238ZM89 237H91L90 239H88ZM98 237V238H97ZM161 237V238H160ZM171 237V238H170ZM243 237V238H242ZM86 238V240H85ZM102 238V239H101ZM163 238V239H162ZM239 238V239H238ZM65 239V240H64ZM77 239V240H76ZM101 239V240H100ZM160 239L161 242H160ZM95 240V241H94ZM99 240V241H98ZM157 240V241H156ZM236 240V242H235ZM240 240V241H239ZM254 240V242H253ZM76 241V243H75ZM166 241V242H165ZM168 241V243H167ZM95 242V243H94ZM157 242V243H156ZM260 242V243H259ZM73 243V244H72ZM94 243V244H93ZM238 243V244H237ZM241 243V244H240ZM263 243V244H262ZM68 244V245H67ZM92 244V245H91ZM100 244V247H99ZM151 244V243H150ZM166 244V245H165ZM168 244H170L168 246ZM240 244V245H239ZM66 245V246H65ZM77 245V246H76ZM95 245V246H94ZM151 245V246H152ZM263 245V246H261ZM82 246V247H81ZM90 246V247H89ZM160 246V248H159ZM166 246H168L166 248ZM237 246V247H236ZM72 250H71V248ZM85 249H84V248ZM97 247V248H96ZM157 247V249H156ZM170 247V248H169ZM263 247V249H262ZM169 248V249H168ZM94 249V250H93ZM96 249V251H95ZM159 249V250H158ZM162 249V250H161ZM262 249V250H261ZM90 250V251H89ZM168 250V252H167ZM92 252V253H91ZM163 252V253H162ZM260 252V253H259ZM87 253V254H86ZM172 253V254H171ZM92 254V255H91ZM234 256H232V255ZM263 254V256H262ZM165 257H164V256ZM85 256V257H84ZM89 256V257H88ZM170 256L172 258H170ZM76 257V258H75ZM161 257V258H159ZM164 259H163V258ZM89 259V260H88ZM170 259V260H169ZM79 260V261H78ZM87 260V262H86ZM161 260V261H160ZM166 260V261H165ZM173 260V261H171ZM78 261V262H77ZM90 261V262H89ZM237 261V262H236ZM156 262L154 264H156ZM170 262V263H169ZM172 262V263H171ZM233 262V263H234ZM262 264H264V259L262 260ZM166 263V264H167Z\"/></svg>","mask_w":264,"mask_h":264}]
</instances>
